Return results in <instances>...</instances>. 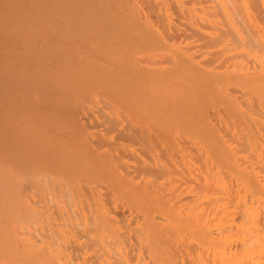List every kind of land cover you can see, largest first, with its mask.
<instances>
[{"label":"bare ground","instance_id":"1","mask_svg":"<svg viewBox=\"0 0 264 264\" xmlns=\"http://www.w3.org/2000/svg\"><path fill=\"white\" fill-rule=\"evenodd\" d=\"M132 1L137 2L136 0H132ZM132 1H131V3H129L130 1L128 2V0H0V103H1L0 104L1 105L0 106V119H1V122L0 123L2 125H4L5 123H8V120H11L12 117L13 118L14 117L17 118V120L19 121V125L17 126V128L19 130H21V131H25L24 132L25 133L24 134L25 136H23V134H22L21 131H20L21 134L18 133L19 131H17V133L19 135H22L20 137H23V141H24L25 140L24 137L27 138V136L30 135L32 133V131H34L35 129L37 131L38 128H40L42 126V125L40 127L36 126L38 123L37 124L35 123L34 125H30L29 126L28 123H30L31 121H29V120H28L29 122L27 121V118L30 117V114L34 112L33 109H35L38 105L40 106L41 103H45V104L46 103H48V104L50 103V104H52V109H57V108L61 107L60 104H62L65 100L70 99L71 101L68 102V103H71V105H70V109H71L70 113H71V115H75V113L77 112L78 108L80 107L79 106L78 99H82L83 98V97L81 98L82 95H86L87 94V96H88V95H90L89 94L90 92H93V91L97 90V91H100L101 93H104V94H107V95H110L111 94V96H112V94H113L115 96V98L117 97L118 99H121L123 102L124 101L126 102L128 100L127 102L130 103V102H134L136 100L135 98H136V94L137 93H135V92H138V91L141 90L140 88L138 90L137 89V86L139 87L140 84L141 85H145L146 84V86L147 85L148 86L150 85L149 86L150 88L147 89L148 86L146 87L145 90L147 92L145 91L146 92L145 94H144V91H142L140 93H141V96L143 95L142 97H145V99H144L145 101L144 102H146V103L143 106V108H145V110H146V107L148 109H149V107H152V108H150L152 110H149L148 111L150 114L146 111L148 113V114L147 113L146 114L149 115L148 118L155 119L156 117L161 116L160 117L161 118L160 121L154 122L153 125L155 127H157V128L163 129V131H164V130H166V128H170L169 125L171 124L173 128L174 127L175 128H179L178 130H180V132L182 134H184L185 136H188V139H190V138L193 139V140H191V143L193 144V146H192L193 148L192 149L197 152L196 159L199 156L200 158L198 157L199 158L198 160H202L203 156H201V152H203V154H204V163L203 164L209 165V166H211L213 164V166L216 168V170H214V167L213 166H211V167H213V169L212 168L210 169L208 167L209 173L212 172V170H214L217 173L216 177H214V178H217L216 180H213L211 178H208V179H211V180H213L215 182V185H213L212 187H214V186L216 188L218 187L217 188L218 190L214 187L217 190L216 193H221L222 194L223 192H221V191H223V189H224V187L222 186L223 182H220L221 181L220 180L221 179V177H220L221 172H222L221 175H223V173H227L228 175H230L233 178H235L237 181L239 180L240 182H237V183L234 182V183H235V185H237V187H238V183H239V185H241V189L242 190L241 189L240 190L242 192H244L243 194L241 193L243 196H238L237 195L238 194V191L236 192V189H235L236 187L234 186V184L232 183V181H231V183H229V180H231L232 178L230 176H228L231 179H228L227 180V177H226V181H228V184H233L234 189H235V191H234V189L230 188L232 186L231 185L230 186L228 185L229 186V189H232L233 192H235V194H234L235 196H230V197H232V199L233 198L236 199V201L234 202V201L229 200L230 198L227 197V196L224 197V198L225 199L227 198V200L229 202L230 201L231 202H234L236 205L233 204L232 207L235 206L234 207L235 209H238L239 206H240V208L242 207V209L239 208V210H237V211H235V209H234V211L232 212L230 210H227L228 209V206L227 205H224L223 204L224 202H221L222 204H219L217 207H216V204L214 203V205L212 204V209H213L214 206L216 208L214 207L215 208L213 210L214 212L212 211V213H211L212 215L210 217L207 216V214H208V211H207L208 208L207 207H206L207 209L205 208L206 211H207V214L202 210L203 209V208H201L202 205H201V207H199L200 206V203L199 202H201V201L198 202L199 204L195 202L196 204H191V206H190V204L184 205V202L185 201L182 202V204L180 202L181 205H179L176 208H173L172 209L171 206H170V202L167 203V201H166V203L165 202L158 203L157 197H156V199L153 198V197H151L152 194L149 193V192L148 193L151 196H149V194L147 195L145 193H139L138 192L139 194H136L135 192H133L130 189V185L128 183V182L132 183L131 182V179L132 178L130 179V177H129L128 182H127V180L124 179V177L122 178L121 176L123 175V173H122V175H120L121 174L120 172L117 173L118 171L117 172L115 171V169L117 168L116 167L117 165L114 166V163L115 162L112 163L113 161L112 160L110 161V158H109L110 156L108 157L109 158V160H108L107 158L105 159V156L104 155H100V156L92 155L91 151L88 149V147L85 145V143L83 141H82V143L81 142H78V141H76V142L75 141H72L71 142L72 145H70V146H73V143L75 142V146H73V147L74 148L75 147L77 148L75 150V152L78 153V154H76L77 161L75 159L74 160L80 166V169L78 171L76 169L77 172L75 171L76 173H74L75 175H73V176H75L78 179V181H81V180L82 181H87V180H89V181H96V182L100 181L99 183L105 182V184L103 185V186H105V190H106V185L109 186L111 189H113L114 191H116L120 195L119 198L122 197V198L127 199L128 200V203L131 204V206L133 208H132V210H130L128 208L129 207L131 208V206H128L127 205V208L126 209H128V210L125 209V211H124L122 209L123 208L122 207L121 208L123 210L122 211L121 209L118 210V209H116L114 207L116 210L114 208H113L112 211L110 210V213L111 212L113 213V214L111 213V215H110V213H108L109 212L108 211L109 209L108 210L106 209L108 211V212H106L105 209H103L102 206H100V208L96 207L97 209L95 208L94 209L95 211H92L94 213H91V215L92 214H94V215H92V216L90 215L92 219L90 217H88V222H86V218L81 217V215L83 213V209L81 207V202H79V204H80L79 206L80 207L79 206L77 207L75 205V203H74L75 200L73 201L74 194H75V197H77V195H76L77 193L76 192H77V190H80V189H78L79 187L77 188L76 185L74 186L71 183L72 184L71 185V188L70 187L69 188L66 187L64 189V193H65L64 196H65V198L67 197L68 199H72L71 201L73 202V207L72 208L70 207L71 208L70 211H69L70 213L68 214V212L66 211V209H64L65 207H62L61 204L59 206L57 205L58 206L57 213L59 214V218H57V219H59V220L61 219L62 222L59 221V223L61 222L60 223L61 225L62 224L65 225V226L62 225L63 227H66L67 226L69 228V233H70V231H71V233L73 231L75 238L72 239V235L73 234L67 235V236H62V237H64L66 239V241L62 240L63 239L62 238L61 241L58 242L59 239L56 238V235L57 234H55L54 237L58 240L56 242L59 244V247L61 246L60 243L63 244L62 246L65 248V249L63 248V250H66L67 248H69L70 252H73V253H75V251L76 252L77 251L79 252L82 248L85 247V245H87V244L84 245V243L80 242L81 241V240L79 241L80 238H83V239H85V241H89V242H90V240H92L97 245L99 244V247H100V249H102V251L101 250L98 251L97 249H95L96 251H93V253L88 254L87 256L84 255L83 257H81L80 258V261L78 263L76 262L77 264H86L87 262H89L90 264H113V263L116 262L115 264H117V261H118L119 264H131L133 262H134L133 264H259L258 261H253L252 260V257L250 256V253H256L257 252L256 255H259L260 254V253H258V250L259 249L256 252H254L252 250V248H253L252 246H254L255 245L254 243H257L256 241L258 240V237H257L258 234H256L258 231H255V230L261 229V232H262V229H264V212H263V220H262L263 222H260L261 225L259 227L258 226V219H259V216H258L259 214L258 213L259 212H258V209H257L259 203L262 204V207L264 208V174L262 173L263 177H261V174L258 173V175L260 174V177H259L254 172L256 170L258 172V169L257 168H259V170H263L264 169V167H263L264 164L263 165L261 164V163H263L262 162L263 159L261 160L260 157H259V153L260 152L259 153H256L257 150L258 151H260V150L262 151V148L260 150L259 149H255V146H253V145H255L254 144V140L253 141H251V140L249 141L248 138H246L247 131H250V130L246 128V127H248V125L245 124L246 122H244V120L247 119L251 123L252 122L254 123V121H252L250 119L252 117L249 118L248 116H246L245 113H243L245 110H243V112H242L239 109V107H238L239 104H237L239 102H234V101H232L230 99L232 97L231 94H230L231 95L230 98L225 97V95L226 96L227 95L229 96V93L231 91L228 93L227 90H226L227 94L218 96L220 99L221 98L222 99L227 98L228 101L231 100V102H233V103H231L230 101L228 102L225 99L223 100V102L226 101L227 104H225L226 102L225 103L222 102L225 105L224 113L225 114L227 113L226 116H227V119L228 120L227 119L226 120L227 121H230V123L232 125L231 126L232 131L228 130L229 128L227 130H228V132L230 131L229 133L231 134L230 136H231L232 140L234 138L233 137V134L238 133L237 134L238 137L235 138L236 142L238 143L237 145H239L243 149V150H240V151L243 152V151L246 150L247 153H248V155L249 156H252L251 157L252 159L254 158L255 161H253V163H255V165L254 164L252 165L250 163V161H247V160L243 159L242 157L237 156V154H238L237 151H239V150H237L238 147L235 149V148H232L230 146V144H228L227 142L225 143V141L229 139V137H230L229 135H228V139L226 138V140L225 139L223 140V138L220 137V135H219L220 132L218 131L219 132L218 133L216 131V129H218V128H215L216 127L215 125H217V124H215V123H214L215 125L213 124V122H215L216 120L214 118H212V119H214V121H212V124L214 126L211 125V123L208 120V119H210L209 118V114L207 115L206 114V110H204L205 111L204 112L202 110V108H201L204 105L203 104L204 102L202 103L200 101H203L204 99L207 98V96L205 98V95L209 91L206 90V87H209L210 84H212V86H214L216 83H218V84H221V89L222 90L219 88L220 86L217 88L219 90H217V89H214V90H217L216 92L219 91L218 92L219 94L224 93V90L228 88L229 90H232V91H234L236 93L239 91L240 94L247 95L246 97H248L250 100H253V101L255 100L256 103L258 102V103H260V105L263 104L264 103V57L262 56V58H260V57L258 58V56H257V59L249 58V60L252 59V60L255 61V65L252 64L254 62L251 63L249 61L251 63L250 64V67H249L248 66L249 64H247L249 62H246L245 64H247V66L244 69H242L241 66L239 67V65H238V67H236V65L235 66L234 65H230L231 67L234 66V68L230 69V67L228 68V64H227V69H229V70H227V72H229V73L228 74L226 73V74L228 75V77L223 72V68L224 67H221L222 69L220 68L222 70V71L221 70L220 71L223 72V74H225V76H226V77H224L223 74L218 73L217 67H216V70H217V75L216 76H212L211 75L212 73L209 72V71L207 72L209 74L208 75L206 72H204V70L203 71L199 70L198 69L199 68L198 67L199 66L198 64L193 63L191 58H189V60H188V57H187V54L188 53L185 52L186 54H182V53H184V50L183 51L181 50L182 53L178 50L181 53L180 55H186V59H183L182 57H181V59L180 58H177V60L179 61V62H177L175 60L176 59L175 58L174 59L175 60L174 63H176V62L177 63L174 64V66L171 63V65L175 69H173V71L171 70L172 72L170 71L167 75L164 73V75H163L164 77H161V76H152V75H154L153 74L154 72L150 68L149 69L151 71H149L148 68H147L148 71H145V70L144 71H141L139 69L140 67L139 68L137 67L139 64H137V66H136V63H135L136 61L134 59L137 58V57H133V53H131V51L132 52H137L138 51V49L140 48L139 47L140 39L141 40L143 39L142 42L145 44V47L148 46V43H149V47H150V43L151 42L154 43V44H157L158 46H159V44H163L164 42H163V39H162V42L160 41L161 43H159V41H158L157 38H156L157 39L156 41L158 43H156V41L154 42V40L152 39V34H155L157 31H153L154 30V28H153V30H152L153 32L151 34L150 28L151 27H154V26H151V24H150L151 22H148L150 24V26H149V24H145L144 23L146 20H144L143 22H141L142 20L140 21V18H139L140 14L137 15V12H139V11H135V9L136 10L137 9L139 10V8H138V6L135 7L136 5ZM162 1L163 0H161V2ZM192 1H194V0H192ZM214 1H216V0H214ZM230 1H232L231 3H233V8H234V5H235V7L238 10L239 9L238 7H241L242 6L245 9V11H246V6H247L246 4L247 3L245 4V2H243V0H242V2H239V4H241V5H237L236 4L237 3L236 1H238V0H236V1L235 0H230ZM186 2H187V0H186ZM247 2H249V1H247ZM251 2H249L250 3L249 6H250V8L251 7L253 8L254 4L252 3L253 4V6H252L251 5ZM256 2H257V0H255V3ZM133 3H134V5H133ZM164 3H167V1H165ZM196 3H197V0H196ZM131 4L133 5V7H132ZM147 4H149V3H147ZM197 4H199V2ZM215 4L218 5L217 2ZM225 4L227 6V3H225ZM257 4H259V3H256V5ZM156 5H159V4L156 3ZM154 6L155 5H153V7ZM255 6H254V11L255 12L257 10L261 9V8L255 9ZM259 6H260V4H259ZM259 6L257 5L256 8L259 7ZM211 7H213V6H211ZM154 8H156V7H154ZM174 9H175V7H174ZM202 9L203 10H201V11H204V8H202ZM206 9H208V8H206ZM227 10H228V8H227ZM233 10H235V12H233V13H236L237 10L235 8ZM219 11L221 12L220 9H219ZM249 11H251V10H249ZM249 11H247V12L249 13ZM163 12H165V11H163ZM210 12L212 13V11H209V14H210ZM239 12H240V16L245 13V12H243V14H241V10H239ZM156 13H154V14H156ZM205 13L206 12H204V14ZM237 13L235 15H238V17H239V14H237ZM252 13L250 15H253L254 14V13L253 14ZM209 14H205V15H208V18H209ZM178 15H181V14L178 13ZM185 15H187V14L185 13ZM221 15L223 16V13ZM229 15H230V13H229ZM246 15L248 17V14L247 13H246ZM257 15H263V14L261 13V14H257ZM213 16H215V15H213ZM255 16H256V14H255ZM157 17H155V18H157ZM243 17L241 16L240 19L243 18ZM258 18H260V17L258 16ZM262 18H263V16H262ZM163 19H164V17H163ZM223 19H225V18L223 17ZM244 19L245 18H243V20L241 19V22L239 21L241 23V24H239V26L240 25H243V27L246 26L245 27L246 33L249 34L250 37H252V39L254 41L253 43H258V46H257V44L255 46H257V47L261 46L260 48L262 50L261 49L260 50L261 51H264V49H263L264 46L262 48V45H264V41H263V39H261L259 32L256 29L253 28L255 25H253V27L252 26L247 27V23H245L247 20H244ZM248 19H250V18L248 17ZM260 19H259V23H262V22L264 23V21L261 22V20H264V19H261V20ZM187 20H189V19H187ZM213 21H214V19H213ZM232 21H233V19H232ZM242 21H245V22H242ZM178 22H179V20H178ZM250 22L248 23L249 25L252 24ZM189 23H190V21H189ZM206 23H208V20L206 21ZM225 23H228V22L225 20ZM242 23H244V24H242ZM255 23L253 22V24H255ZM173 24H175V23H173ZM198 24H199V22H198ZM200 24L204 25L203 23H200ZM208 25H209V23H208ZM213 25H215V24H213ZM258 25L259 24L257 22L256 26L258 27ZM183 26H186V24L183 25ZM205 26H204V28H205ZM220 26H222V25H220ZM227 26H229V24ZM206 27H208V26H206ZM243 27H241L240 30H242ZM163 28H162V30H164ZM217 28H220V27L219 26L218 27L216 26V28L214 29V28H212V25H211V28L210 29L217 31ZM221 28H222L221 30L224 32L225 31V30H223L224 27H221ZM260 28H259V31H260ZM263 28H264V26H263ZM192 29H193L192 31H195L194 28H192ZM169 30H170V28H169ZM232 30H234V29L233 28L230 29L229 27L227 29V31L229 32V34H231L232 37L237 40V38H236L237 34L234 33L235 31L233 32ZM166 31H168V29ZM227 31H226V34L225 35H228L227 34ZM159 32L160 31L158 29V33ZM185 32L183 31V33H185ZM217 32H216V35H217ZM223 32H221V35H220V38H222V39H223V37H222V33ZM158 33H156V36L155 37L158 36V38H159V36H161V35H158ZM192 33H194V32H192ZM192 33H191V35H193ZM262 33L264 35L263 30L261 32V36H262ZM162 35H165V32ZM178 35L180 37L182 34L180 35V33H179ZM200 35H202V37L206 36V35H203V34H200ZM212 35H211V38L209 37L210 40L212 39ZM165 36H162V37L164 38ZM173 36L170 34V37H173ZM217 36L219 37V35H217ZM183 37H181V38H183ZM194 37H195V34H194ZM174 38L175 37H173V39ZM192 38H193V36H192ZM209 38H206V39H208L207 40L208 42L210 41ZM216 38H214V40L213 39L212 40H213V42H216L218 44V40L219 39L216 40ZM240 38H242L244 40V38L242 36ZM254 38H256L258 42H256ZM177 39L179 40V38H177ZM160 40H161V37H160ZM228 40H229V38H228ZM169 41H171V40L169 39ZM175 41H176V39H175ZM196 41H197V39H196ZM202 41H201V43H202ZM222 41L224 42V40H222ZM237 41H238V43H239V45L241 47V45H242L243 42L240 43L239 42V39ZM237 41L235 42L234 46L235 45L237 46V44H236ZM245 41H246V37H245L244 42ZM247 41L249 43H251L252 40L250 39V41L249 40H247ZM204 42H206V41H204ZM208 42H207V46L209 45ZM226 42L221 43V44L225 45ZM248 42H246V43L249 46L250 44ZM143 43H141V44H143ZM152 43H151V45H153ZM178 43H180V42H178ZM194 43H196V42H194ZM209 43L212 44V41L209 42ZM232 43H234V40L233 39H232ZM164 44L166 45V41H165ZM170 44H172V43H170ZM174 44H172V45H174ZM180 44L181 45H185L186 44V46H187V43H185V44L180 43ZM203 44H205V43H203ZM226 44L227 45L229 44L231 46V44L229 43V41ZM243 44H245V43H243ZM168 45L169 44H167L166 46H168ZM181 45H180L181 48L185 47V46H181ZM252 45L254 46V44H252ZM154 46H156V45H154ZM154 46L153 47L151 46V50H150L149 47H146V49L148 48V50H149L148 52H147V50L144 49V47L142 49H144L145 52H147L148 55L150 56V54H149L150 52L152 54L153 51H155V50L157 51L158 50L157 49L158 47L156 46V48H155ZM166 46L161 47V45H160L161 48H164ZM171 46L169 45V47L172 48V50H173L174 47H171ZM192 46H194V45H192ZM204 46H206V45H203V47ZM213 46L215 48L216 45H212V47ZM253 46H252V49H253ZM169 47H167V48H169ZM206 47H205V49H206ZM238 47L239 46H237V48ZM177 48H179V47H177ZM177 48L174 49L175 50L174 52H178V51H176ZM136 49H137V51H136ZM142 49H141V51H143L142 52V54H143L144 53V50H142ZM183 49L186 50V48H183ZM231 49L233 50V48H231ZM161 50L160 51H157V52H163L164 49H161ZM172 50H171V52H173ZM192 50H193V47H192ZM141 51L139 49V51L137 53H140ZM167 51H165V52L167 53ZM188 51H189V49H188ZM196 51H198V50H196ZM220 51H221V49L215 51L214 52V55L215 54L217 56H218V54L220 55V53H221ZM222 51L224 52V51H229V50L222 49ZM240 51H241V49H240ZM157 52L155 53V55L158 54ZM217 52H218V54H217ZM239 52H238V55H239ZM251 52H252V50H251ZM211 53L209 54V51H208L207 54L211 56ZM192 54H194L193 57L196 56L195 53H192ZM235 54H237V53H235ZM235 54L233 53V55H235ZM243 54H244V52H243ZM136 55L137 54L135 53V56ZM161 55H162V53H161ZM212 55H213V53H212ZM231 55H230V57H231ZM238 55H236V56H238ZM241 55H242V53L240 54L239 57H241ZM142 56H144V54ZM146 56H147V54L145 53V58L147 59L148 57H146ZM152 56H154V52H153ZM163 56H164V54H163ZM176 56H177V53H176L175 57ZM159 57H161V56H159ZM199 57H200V55H199ZM215 57H213V58H212V56L209 57L208 59H212V61L209 60L208 63L209 62H212L214 64L213 59ZM239 57H237V58H239ZM247 57H248V55H247ZM150 58H151V56H150ZM163 58H165V57H163ZM234 58H236V57H234ZM160 59H162V58H160ZM194 59H198V58H194ZM138 60L139 61L141 60L140 57H139ZM201 60H203V59H201ZM205 60L207 61V59H205ZM205 60H203V61L205 62ZM149 61H148V63H149ZM198 61H200V60H198ZM235 61L237 62L236 59H235ZM240 61L241 60L239 59V62H237L236 64L240 63ZM158 62H162V61H160L158 59ZM164 62L162 64H160V67L158 66L159 63H158L157 66L159 68H161V66L163 67ZM205 63H207V62H205ZM205 63H203V64H205ZM208 63L206 64V69H207V66L209 67V65H210V63L209 64ZM212 63H211V65H212ZM143 64H144V61H143ZM165 64H166V62H165ZM203 64H202V66H203ZM140 65H142V64H140ZM154 65H153V67H154ZM219 65H221V64H219ZM145 66L142 65V68L145 67ZM147 66H149V65H147ZM151 66L152 65H150V67ZM222 66H224V64ZM169 67H171L170 64H169ZM218 67H220V66H218ZM154 68H157V67H154ZM157 69H154V70H157ZM162 69H160L159 72H161ZM167 70H168V68H167ZM216 70L214 71L215 73H216ZM224 71H225V68H224ZM170 75H172V76L170 77ZM110 77H112L114 79L111 80ZM174 77H176V79ZM214 82H216V83L213 84ZM125 85H128L127 87L130 86L129 89H127ZM141 85H140V87H141ZM65 86H66V88L69 86V88L68 89H64L63 87H65ZM131 87L133 88V90H130ZM143 88H144V86H143ZM78 90L80 91V93L78 92ZM125 90H127V91L125 92ZM76 91L79 93V94L77 93L78 94V97L75 96L76 93L74 94V92H76ZM128 91H129V93H128ZM214 95H215V93H214ZM243 95H241V97ZM187 96H189V97H187ZM212 96L213 95H211L210 97H212ZM156 97L159 98V100H161V101L163 99H167V100L168 99H175L174 100L175 102H172L173 103L172 104L173 106H171L173 108H170L169 107L170 110H169V108L168 109L160 108V106L158 104H160L161 101H159L160 103H158L157 102L158 100L156 99ZM210 97L207 98L206 101H208V102L212 101L213 102V100H210ZM239 99H238V101H239ZM5 100H6V102H5ZM88 100H89V98H88ZM121 100H119V101H121ZM2 101L4 103H7V104L2 105ZM240 101L241 102L242 101L244 102V98H243V100H240ZM208 102H207V104L210 105ZM243 102L241 104L242 105L244 104V106H245V103H243ZM154 103H156V104H154ZM214 103H211V104L213 105ZM222 103L219 104V105H217V106H220V105L223 106ZM251 103H252V101H251ZM64 104H62V105L64 106ZM151 104H153V106ZM65 105H67V104H65ZM148 105H151V106H148ZM154 105H155V107H154ZM141 106H142V104H141ZM249 106L252 108L251 104ZM65 107L66 106H64L63 108H65ZM103 107H105V106H103ZM99 108H101V107H99ZM208 108L209 109L206 108L208 111L209 110H212L211 107H208ZM203 109H205V108H203ZM221 109H223V108H221ZM60 110H62V107H61ZM145 110L142 111V116H144L143 112H145ZM255 110H253V111L256 112V115H258L257 113H259L258 112L259 109H257L256 111ZM55 111H53V112H55ZM225 111H227V112H225ZM50 112H52V111H50ZM137 112H139V111H137ZM213 112L218 113L219 111L217 112V110L216 111L214 110ZM245 112L247 113L248 111H245ZM263 113L264 112H262V114ZM262 114H261V112L259 113V115H262ZM16 115L19 116V117H17ZM46 115L49 116L48 114H46ZM102 115H103V113H102ZM137 115H138V113H137ZM228 115H230V116H228ZM248 115H249V113H248ZM139 116L141 117V115H139ZM226 116H225V118H226ZM145 117H146V115H145ZM211 117H212V115H211ZM213 117H215V116H213ZM218 117H220V116H218ZM222 117L223 116H221V118ZM82 118H85V116H83ZM256 118H257V116H256ZM263 118H264V114H263ZM102 119H103V117H102ZM253 119H254V116H253ZM4 120H6L7 122L4 121ZM13 120H16V119H13ZM112 120H114V119H112ZM2 121H4V122H2ZM18 121H16V122L13 121V124L12 125L14 126V122L17 124ZM110 121H111V119H110ZM255 121L257 123V125L254 124L255 127L258 126V123L259 122L260 123L264 122V120L259 121L258 119L255 120ZM11 122H12V120H11ZM11 122L9 121L10 124H11ZM111 122H114V121H111ZM221 122H222V120H221ZM223 122H225V121L223 120ZM9 123L7 124L9 126L4 125V127H6V126L8 128L10 127L9 129H6V128L4 129L2 127V125L0 124L1 125L0 127L2 128L3 131L4 130L5 131L7 130L6 133H5V131L4 132L3 131L0 132V139L3 142V143L0 142V144L2 143L1 144L2 146L0 145L1 146L0 149L2 148L4 150L3 147L5 145L7 146V144H8L7 148L8 147L9 148L10 147L11 148L13 147L12 149H16L15 146H17V145H19V146L22 145V148H23V145L24 144L26 146H29V145L26 144L28 141H24L25 143L22 141V143H24V144H21V142L19 141V138H18L19 137L18 134L12 132V131H15L16 132V130H17L16 126L14 127V129H16V130H12L13 127H11V125ZM32 123H34V122H32ZM251 123H249V124H251ZM99 124H101V122ZM128 124H129V122H128ZM219 124H220V122H219ZM85 125H87V124H85ZM104 125L105 124H103V126ZM223 125H224V123H223ZM223 125H222V127H223ZM259 125H260L259 128L262 131L263 130L262 128L264 126L261 125V124H259ZM78 126L81 127V124H79ZM218 126L220 128V125H218ZM261 126H262V128H261ZM112 127H114V125ZM234 127H236L237 131H235V128ZM249 127H250V125H249ZM82 128H83V125H82L81 129ZM132 128H134V126ZM252 128H254V127H252ZM41 129H43V128H41ZM41 129H40V131H42ZM67 129H70V128H67ZM75 129H77V128H75ZM107 129H109V128H107ZM54 130L56 131L58 129H54ZM227 130H226V133H227ZM8 131H10V132L8 133ZM108 131H110V130H108ZM254 131L257 132L259 130L257 129V131H256L255 128H254ZM106 132H107V130H106ZM114 132H115V130H114ZM4 133H5V135L7 133L9 135H10V133H13L15 135L17 134V136H15V135H10L9 136L7 134V137L10 138L9 139L7 137H4L5 136ZM48 133H49V131H48ZM221 133L223 134L224 132H221ZM251 133L253 135L252 130H251ZM1 135H3L2 136L3 139L1 138ZM47 135L48 134H46V137L49 136V135L48 136ZM11 136L12 137L13 136L16 137L18 140L15 139L14 137H13L14 139H12ZM127 136H130V135H127ZM139 136H140V132H139ZM223 136H225V135L223 134ZM255 136L256 135H254L253 137H255ZM29 137H31V135ZM133 137H135V136H133ZM183 137L184 136H182V138ZM259 137H261V135H259ZM6 138H7V140H10V141H11V139L13 141H15V140L16 141L13 142L12 144H11L10 141H9L10 143L9 142L6 143V142H4L6 140ZM139 138H141V137H139ZM172 138H171V140H172ZM176 138H178V136H176ZM231 138H230V140H231ZM46 139H49V138H46ZM130 139H132V138H130ZM183 139L187 140L186 138H183ZM253 139L256 140L257 138H253ZM260 139H263V137L260 138ZM20 140H22V138H20ZM69 140H70V138H69ZM78 140H79V138H78ZM180 140L181 139H179V141ZM185 140H183V141H185ZM174 141H175V139L173 141H171V143L172 142L173 143H176L177 142V141L176 142H174ZM256 141H258V139ZM262 141L264 142V140H262ZM43 142H44V145H46L45 144L46 140L43 141ZM188 142H190V140ZM228 142H230V141H228ZM69 143H70V141H69ZM183 143L180 142V144H182V145H183ZM232 143H233V141H232ZM3 144H4V146H3ZM9 144L11 146H9ZM66 144H67V142L65 143V145ZM180 144H179V146H180ZM185 144H184V149H185V147L187 148L190 145L189 143H188L189 144L188 146H186ZM67 145H69V144H67ZM26 146H24V147H26ZM146 146H148V144ZM234 146H235V144L233 145V147ZM258 146H259V144H258ZM260 146L262 147L263 145L260 144ZM176 147H177V149L180 148V147L178 148V146H176ZM176 147H174V149L172 147V149L175 150ZM189 147L187 149L190 150ZM7 148H5V150H10L11 151V149H7ZM22 148L21 149L19 148V150H18V154L19 155H20V152L23 151V149H25V148H23V149ZM263 148H264V146H263ZM166 149H168V148H165L164 150L165 151H168ZM3 150L2 151L0 150V152H2V154H4L3 153ZM25 150H27V149H25ZM30 150H31V148L29 149V151ZM182 150H180V151H182ZM41 151H42V149H41ZM47 151L49 152V150H47ZM180 151H177V152H179L180 154H182ZM183 151H185V150H183ZM177 152L175 150L174 153L176 154ZM187 152L189 153L190 151H187L186 150V155H187ZM236 152H237V154H236ZM12 153H14L13 154L14 155L13 156V159L11 160L12 161V164L15 163V162L16 163L18 162L17 165L16 164H13V165H16L17 167L19 166V169L21 170L22 167L26 165L25 163H22L21 164V162H24V161H21V159H23L22 157L24 156V154H21L22 157L19 158V156H17L18 154L16 152L11 151L10 154L12 155ZM23 153H25V152H23ZM26 153H28V151H26ZM129 153L130 154H133L131 152H129ZM254 153H256V155ZM262 153H263V151H262ZM5 154L8 155L7 152H5ZM41 154H43V153H41ZM45 154H46V152H45ZM0 155H1V153H0ZM7 155H6V157L9 158V159L7 158L8 160L7 159L4 160V156H2V158L4 160V163H5L6 160L9 161L11 159L10 156H7ZM44 155H42V156H44ZM159 155H161V154H159ZM172 155H173V153H172ZM241 155L243 156L242 153H241ZM76 156H74V157H76ZM122 156H123V154H122ZM169 156H170V160H171L172 159L171 158V155H169ZM188 156L189 155H187V157ZM193 156H194V152H193ZM14 157L19 158L20 159L19 160L20 163ZM244 157H245V154H244ZM262 157H264V156H262ZM146 158H148V157H146ZM161 158H162V156H161ZM165 158H166V156H165ZM173 158H174L173 160L175 161V158L176 157H173ZM180 158L183 161H185V153H184V155L182 154L180 156ZM189 158H191V157H188V160H189ZM245 158L247 159V156ZM14 159H16L17 161H14ZM25 159H26V157H25ZM28 159L29 158H27L26 160H28ZM193 159L191 160V162L194 161ZM196 159H195V161H196ZM249 160H250V158H249ZM260 160H261V163H260ZM118 161H119V159H118ZM139 161H140V159L138 161L136 159V162L137 163H139ZM178 161H180V160H178ZM186 161H187V158H186ZM189 161H188V163H189ZM4 163L2 162V164H4ZM186 163H184V164H186ZM194 163H193L194 166H191V167L190 166H187V165H186L187 167L186 166H183V163H180L182 165V166L180 165V167H182V168L185 167L186 170H187V168L190 167L189 169H190V171H192L194 169H197ZM19 164L22 165L21 168H20L21 165H19ZM77 164H76V166H77ZM120 164H122V163H120ZM123 164L124 165H122V166H125L126 163L123 161ZM178 164H179V162H178ZM243 164H245V166L241 167V165H243ZM258 164H261L260 166H262L263 168L262 169H261V167H257V168H254V169L251 168V167L256 166ZM13 165H11L12 166L11 169H13V168H14V170L17 169V167L15 166L16 167L15 168V167H13ZM4 166H5V164H4ZM79 166H78V168H79ZM122 166L120 165V168ZM142 166H143V163H142ZM142 166H141V168H142ZM25 167H27V165ZM137 167H139V166H137ZM147 167L150 168L149 166H147ZM125 168H127V166ZM185 168H184V170H185ZM192 168H194V169H192ZM205 168L204 167H201L202 171H203V169L206 170ZM250 168L253 169V170H255V169L256 170L254 172H252V170H250ZM5 169L1 165V162H0V262H3L5 260H7V259L10 260V258L13 257L15 259L18 258V261L17 262H19V264H20V263H22V261H24V259L28 261L31 258L30 257L31 252H30V254L27 253V252H29L27 250V248H32V246L31 247H28L29 246L28 245L27 248H25L26 245H27L26 244L25 246H21L22 248H19V246L15 243L16 242L15 239H17L20 235L17 237L16 236L17 235V232L15 233L14 230L15 229H28L27 228L28 225H35V224H31V223L34 222L32 220H35V222H36L37 219H35V217H34V215L32 213H31V215H33V216H30V217L28 216V213L27 212L29 211V208L28 209H25L26 208V206H25L26 205V203H25L26 200L24 201V199H23V201H24L23 202L22 201V198L21 199H18L19 196H16L17 189L15 190L13 188L14 185L17 186L19 183H17V185L16 184H12L14 182V181H12V176L9 173L6 174L7 171H4ZM23 169H25V168H23ZM118 169L119 168H117V170ZM150 169L152 170V168H150ZM150 169H148V170L150 171ZM170 169H171L170 171H172V168H170ZM178 169L176 168V170H178ZM201 169H199V170H201ZM26 170H24V171L21 170L20 171V172H25L22 175H24V176L27 175L26 174ZM126 170H128V168ZM186 170H185V172H186ZM199 170H198L197 173L200 172ZM28 171H29V169H28ZM129 171H130V169H129ZM129 171H128V173H129ZM133 171H134V169H133ZM133 171H130V172H133ZM137 171H140L141 174H142V169L137 170ZM152 171L154 172V170H152ZM157 171H158V169L156 170V172ZM168 171H169V169H168ZM3 172H5L6 175H4ZM73 172H74V170H73ZM182 172H179V173H182ZM203 172L206 173L207 171H203ZM261 172H264V171H261ZM143 173H144V171H143ZM145 173H146V170H145ZM162 173H164V172H162ZM191 173H193V171ZM191 173L190 174H189V172L187 173L189 175L188 176L189 179H190ZM130 174H132V173H130ZM156 174L157 173H155V175ZM193 174L195 175L196 172L193 173ZM227 174H225V175L227 176ZM33 175L34 176L41 177V176H44L45 174H42L40 172L39 173L36 172ZM158 175H160V174L158 173ZM178 175H180V174H178ZM199 175H195V176L196 177H199ZM210 176H212L211 173L209 174V177ZM160 177H161V175H160ZM188 177H186V178H188ZM192 177L193 176H191V180L194 181V178L192 179ZM125 178H127V177H125ZM134 178H137V177H134ZM203 178H205L204 174H203L202 179ZM144 179H145V177H144ZM189 179H187V180H189ZM202 179H200V177L198 178V180H200V181ZM235 179H234V181H235ZM36 180L37 181H36V186L35 187H37V189H38L37 182H38V184H40L41 183V180H38V179H36ZM46 180H47V178H46ZM141 180H143V179H141ZM154 180H155V178H154ZM160 180H161V178H160ZM39 181H40V183H39ZM156 181L157 180H155V182ZM178 181H180V179ZM181 182H182V180H181ZM194 182H192V183H194ZM196 182H197V180H196ZM102 183H101V185H102ZM147 183H146V185H147ZM149 183H150V181H149ZM176 183H177V181H176ZM187 183H188V181H187ZM189 183H190V181H189ZM49 184H51V183H49ZM76 184H79L78 186L81 185L78 182ZM167 184H168V182H167ZM169 184H170L169 185V187H170L171 186V183L169 182ZM197 184H198V182H197ZM201 184H202V181H201ZM212 184H210V182H209V188H211L210 185H212ZM224 184H227V182L224 183ZM19 185H18V187H19ZM198 185H200V184H198ZM205 185H206V182H205ZM44 186L45 185L42 184L40 186V189L44 188ZM46 186H48V184ZM137 186L138 185L136 184L135 187H137ZM175 186H177V185L175 184V181H174V186L172 188L173 189L172 191H174L175 189H177V187L179 185L177 187H175ZM200 186H198V188ZM203 186L204 185H202V187ZM159 187H160V185H159ZM205 187H207V186H205ZM110 188H109V190H110ZM191 188L193 189L194 187H191ZM209 188H205V189L203 188L204 190L203 189H200L199 190L200 191V196H201L202 192H203V194H205L204 191L210 192L209 191ZM19 189H20V187H19ZM138 189L139 188L137 187V190ZM161 189H158V190H161ZM169 189H171V187ZM186 189H185V191H186L185 193L186 194L187 193L190 194V192H192V193H194L196 195L199 194V192L197 194L196 192L191 191V189H189V190L188 189L186 190ZM229 189H226V190L228 191ZM14 190L16 191V193L14 192ZM155 190H157V189H155ZM193 190H195V189H193ZM37 191H39V190H37ZM161 191H159V195H160V192ZM177 191H179V190L177 189ZM177 191H175V192L177 193ZM188 191H190V192H188ZM218 191H220V192H218ZM13 192H14L15 196L13 195ZM34 192H36V190ZM39 192H38V194L40 195L41 193H39ZM111 192L113 193V191H111ZM168 192H164L165 195H167L166 193H168ZM61 193L62 192H60V194ZM214 193H215V191H214ZM214 193H212V194H214ZM50 194H51V192H50ZM79 194L81 195V192L80 191H78V195ZM113 194H115V193H113ZM161 194H163V193H161ZM224 194H226V192ZM47 195H49V194H47ZM165 195H164V198H165ZM176 195L177 194H175L174 197H176ZM180 195L178 194L177 197H179ZM196 195H193L192 197H190L191 196V194H190L188 197L186 196L185 199L184 198L183 199L184 200H187L188 199V202H189V197H190L191 198L190 201H194L193 199H194V196H196ZM42 196H44V194H42ZM205 196L206 195H204V197ZM219 196H220V194H219ZM221 196H223V195H221ZM80 197H82V196H80ZM213 197L211 195V199ZM247 197L249 198L248 201L246 200ZM44 198H45V196H44ZM199 198H198V200H199ZM224 198L222 199L223 201H224ZM241 198L243 200L242 202H240V199ZM42 199H43V197H42ZM68 199H67V202H69ZM167 199H170V198H167ZM183 199H182V201H183ZM211 199H210V201H211ZM219 199H220V197L218 199H215V200L217 201ZM20 200L23 202L22 204H21ZM38 200H40V199H38ZM56 200H57V198H56ZM83 200H82V202H83ZM95 200H97V199L94 198V202H95ZM121 200H123V199H121ZM40 201L43 202V200H40ZM79 201H80V199H79ZM202 201H204V200H202ZM58 202H60V200ZM84 202H87V200L84 201ZM88 202L90 203V200ZM91 202H92V200H91ZM94 202H92V203H94ZM178 202H179V199H178ZM207 202H209V201H207ZM213 202L214 201L212 200V203ZM92 203H91V206H92V208H94L93 206L95 205V203L97 204V202H95L94 205ZM125 203H126V201H125ZM175 203L176 204H179V203H177V200H176ZM210 203H207V204L209 205ZM225 203H226V200H225ZM31 204L33 205L34 203H31ZM50 204H51V202H50ZM98 204H97V206H98ZM104 204L105 205H108L106 203H104ZM201 204H203V203H201ZM205 204H206V202H205ZM32 205H31V207H33ZM62 205H63V203H62ZM87 205L89 206V204H87ZM112 205H113V203H112ZM208 205H206V206H208ZM68 206H70V204ZM50 207H49V209H50ZM209 207L211 209V206H209ZM229 207L232 208L231 207V203L229 204ZM39 208L41 209V207H39ZM80 208L82 209V213L80 212ZM263 208L262 209L260 208L261 211L262 210L264 211ZM32 209L33 208H31V212L33 211ZM43 209H44V207H43ZM86 209H87V207H86ZM90 210H93V209L90 208ZM90 210L88 211L89 214H90ZM211 210H210V212H211ZM51 212L52 211H50V213ZM228 212H230V214ZM33 213H35V210L33 211ZM54 214H55V212H54ZM226 214H229L230 216H227ZM51 215H53V214L51 213ZM64 216H65V218H64ZM71 216L73 217L72 219H71ZM117 216L119 218H117ZM226 216L228 218H226ZM31 217H33L34 219H31ZM261 219H262V217H261ZM89 220L91 221V225H92L91 227L88 226ZM259 221H261V220H259ZM119 223H121V225H119ZM43 224H45V220H44ZM56 226H57V223H56L55 227ZM38 227H40V226H37V228ZM46 228L47 227H45V229ZM92 229H95L96 233L95 232L94 233H91L92 232ZM119 229H130V230H126L125 231L126 232L125 233L126 235H125L124 234V230L121 231ZM225 229H227V231H229V232H230L229 229H233V230L234 229H236V230L237 229H239V230L242 229L241 230V234H240L241 239L238 240V241H242V243L239 244V245H236V246L239 247V248L237 247V249L240 250L241 247H242V250L244 249V252L241 250V255H242L241 257H240V255H238V254L235 253V252H238V250L237 251L235 250V247H234V250L235 251L234 250H231L233 248L232 247L233 240L230 239V237L232 236L231 238H233V235L236 236V234H233V235L231 234L230 236H229V234L226 235V234H224L226 232ZM248 229H252V230L255 229L254 230L255 232L254 231L251 232ZM233 230H231V232ZM51 231H52V229H51ZM66 231L67 230L65 228V232ZM38 232H39V234H38ZM38 232H36V233L38 235H40L42 231H38ZM58 232H62V227H61V231H58ZM235 232L236 233L237 232L239 233V231H234V233ZM262 233L264 235V232H262ZM14 234H16V235L14 236ZM31 234H32V236L34 235L33 233H31ZM43 234L44 233L42 232L41 235H43ZM48 234H49V232L46 235H48ZM50 234H51V232H50ZM60 234L61 235L62 234L64 235L65 233H60ZM60 234H59L58 237H61ZM49 236L51 237V240H52V238L55 239L51 235H49ZM235 236H234V238H236ZM261 236H262V234L260 235V241L262 240L261 239ZM21 238L23 239V237H21ZM227 239L228 240L229 239L232 240L231 241L232 242V245H230L231 244L230 242H229L230 244L226 242ZM234 240H236V239H234ZM17 241H18V239H17ZM238 241H237V243H238ZM260 241H259V244L260 243H264V240H262L263 242L262 241L260 242ZM28 242H30V241H28ZM226 243L229 244V245H226ZM47 244H49V243H47ZM259 244L257 245L258 247H259ZM126 245L128 246V247H126L127 250H130V253L128 252L129 255L125 252V249H126L125 246ZM191 246H192L193 250L188 251V248L189 247L191 248ZM48 247H49V245L46 246V249L47 250H48ZM254 247H255V249H257L256 245ZM15 248H19L20 250L23 249L22 254H20L21 252L18 253V254L16 253L17 255H15V252L13 254L12 250H16ZM259 248L262 250L261 246ZM121 249H123V252H122ZM177 249H178V251H177ZM179 249H181V251H182L181 254L178 253L180 251ZM263 249H264V246H263ZM32 250H33V248H32ZM43 250H45V249H43ZM37 251H35V252H37ZM40 251H42V249ZM203 251H204L205 254H203ZM35 252H34V254H35ZM39 252H38V254H40V255L43 254V253L41 254ZM42 252H44V251H42ZM45 252H47V251H45ZM124 252H125V254H124ZM242 252H243V254H242ZM261 252L264 253L263 250ZM177 253L179 254L178 255V258H177V256L174 255V254L177 255ZM239 253H240V251H239ZM38 254H36V255H38ZM247 254H249V255H247ZM31 255L33 256V259H34L35 257L33 255V253ZM49 255H48V257H49L48 259H51L50 257H53L54 256V255L53 256H49ZM70 255H71V253H70ZM73 255H76V254H72L71 256H73ZM244 255H247L248 257L247 256L245 257ZM256 255H255V257H256ZM260 255H262V254H260ZM43 256H44V254L42 255V258L45 259L46 257H43ZM243 256L246 259L248 258L249 261L248 260L243 261L242 260ZM262 256H260V257H262ZM39 257L41 258V256H39ZM36 258H37V256H36ZM42 258H41V260H43ZM74 258H75V256L73 257V259ZM111 258H113V260ZM52 259H54V257ZM73 259L72 260L70 259V260L73 261ZM253 259H254V257H253ZM263 259H264V256H263ZM48 261H50V260H48ZM48 261H47V263H48ZM53 261H55V259L52 260V263H53ZM34 262H32V263H34ZM89 263H87V264H89Z\"/></svg>","mask_w":264,"mask_h":264},{"label":"rangeland","instance_id":"2","mask_svg":"<svg viewBox=\"0 0 264 264\" xmlns=\"http://www.w3.org/2000/svg\"><path fill=\"white\" fill-rule=\"evenodd\" d=\"M130 1V2H129ZM131 1L132 0H128V2L129 3H131ZM137 2H135V1H132V2H134L135 3V7H137L138 6V8H139V10L137 9H135V11H139V12H137V15H139L140 14V16H139V18H140V21L141 22H143L144 20H146L144 23L145 24H149L148 22H151L150 24H151V26H154V27H151L150 28V30H151V34H152V32L153 31H157L156 33H158V29H159V33H158V35H161V36H159V38H158V36L157 37H155L156 36V33L155 34H152V39L154 40V42L158 39V41H159V43H161L162 42V39H163V42L165 43V41H166V45L167 44H169L170 46L172 45V44H174V45H172L171 47H174L173 48V50H172V48H170L169 47V45L168 46H166L164 43L163 44H159V46L157 45V44H154V43H152L153 45H151V43H150V47H149V43H148V46H146V47H149L150 48V50H151V46L153 47L154 45H156L158 48V50L157 51H160L161 49H164L163 50V52H157L156 50L155 51H153L154 52V56H152V54H153V52H152V54H151V52L149 53L150 54V56H151V58H150V56L148 55V48L146 49V47H145V44L142 42L143 41V39L141 40L140 39V42H139V49H140V51H141V49L144 47V49L145 50H147V52H145V50L144 49H142V50H144V56H142L143 54H142V52L143 51H141L140 53H137L138 51H139V49H138V51H137V49H136V51L137 52H132L131 51V53H133V57H137L138 59H139V57H140V61L137 59V58H135L134 60L136 61H134L135 63H136V66H137V64H139L137 67L141 70V71H148L147 70V68L149 69H151V70H153V74L154 75H152V76H161V77H164L163 75H164V73L167 75L171 70L173 71V69H175L173 66H174V64H176L177 62H179L178 60H177V58H180L181 59V57L183 58V59H186V55H180L181 53H182V51L184 50V53H182V54H186V53H188L187 54V57H188V60H189V58H191L192 59V62L193 63H195V64H198L199 66V70H201V71H203L204 70V72H211L210 74L212 75V76H216L217 75V70H218V73H220V74H223V72L226 74H228L229 72H227V70H229V69H227V64H228V68L230 67V69H232V68H234V66L236 65V67H238V65H239V67L241 66L242 67V69H244L246 66H247V64H249L248 66L250 67V64L252 63V62H254V63H252V64H254L255 65V61L254 60H252L253 58L254 59H257V56H258V58L260 57V58H262V56L264 57V51H261L262 49L260 48L261 46H259V47H257L258 46V43H253L254 41H253V39H252V37H250V35L249 34H247L246 33V30H245V27H243V25H240L239 26V24H241L240 22H241V19L243 20V18H245L244 20H247L246 22L245 21H242V22H245V23H247V27H250V26H252L253 27V25H255L253 28L254 29H256L258 32H259V34H260V37H261V39H263V41H264V35H263V33H262V36H261V32H262V30H263V32H264V28H263V26H264V23L262 22V21H264V20H261V19H264V0H257V2L256 3H259L260 4V6H259V4H257L259 7H257L256 8V3H255V0L253 1V0H243V2H245V4L247 5L246 6V11H245V9L243 8H241V7H238L239 9L237 10V8L235 7V5H234V8L237 10L236 11V13L237 14H239V17H238V15H235L236 13H233V12H235V10H233L234 8H233V3H231L232 1H230V0H216V1H214V0H197V3L199 2V4H197L196 3V0H194V1H192V0H187V2H186V0H163L162 2H161V0H136ZM148 1V2H147ZM165 1H167V3H164ZM192 1V2H191ZM228 1V2H227ZM236 1V0H235ZM247 1H249V2H251V5L253 6V4H254V6H255V9H259V8H261V9H259V10H257L256 12L254 11V6H253V8L251 7L250 8V3L249 2H247ZM260 1V2H259ZM153 2V3H152ZM210 2V3H209ZM217 2V4L218 5H216L215 3ZM237 2V3H236ZM235 3L237 4V5H241V4H239V2H242V0H238V1H236ZM134 3H133V5H134ZM147 3H149V4H147ZM156 3L157 4H159V5H156ZM170 3V4H169ZM206 3V4H205ZM225 3H227V6H226V4ZM253 3V4H252ZM152 4V5H151ZM194 6H193V5ZM203 4V5H202ZM206 6H205V5ZM230 4V5H229ZM132 5V4H131ZM133 5H132V7H133ZM153 5H155L154 7H156V8H154L153 7ZM202 5V6H201ZM224 7H223V6ZM232 5V6H231ZM200 6V7H199ZM211 6H213V7H210ZM134 7V8H135ZM151 9H150V8ZM158 7V8H157ZM173 7V8H172ZM174 7H175V9H174ZM216 7V8H215ZM220 7V8H219ZM228 8V10H227V8ZM150 10H149V9ZM153 8V9H152ZM197 8V9H196ZM199 8V9H198ZM201 8V9H200ZM202 8H204V11H201V10H203ZM206 8H208V9H206ZM214 8V9H213ZM218 8V9H217ZM241 8V9H240ZM166 9V10H165ZM219 9L221 10V12L219 11ZM253 9V10H252ZM157 10V11H156ZM218 10V11H217ZM239 10H241V14H243V12H245L243 15H241L243 18H241L240 19V12H239ZM243 10V11H242ZM249 10H251V11H249ZM263 12H262V11ZM153 11V12H152ZM163 11H165V12H163ZM186 11V12H185ZM196 11V12H195ZM201 11V12H200ZM209 11H212V13L210 12V14H209ZM247 11H249V13L247 12ZM124 12V11H123ZM157 12V13H156ZM176 12V13H175ZM204 12H206L205 14H209V18H208V15H205L204 14ZM230 13V15H229V13ZM254 14H253V13ZM154 13H156V14H154ZM175 13V14H174ZM178 13L179 14H181V15H178ZM185 13L187 14V15H185ZM194 13V14H193ZM223 13V16L221 15ZM246 13L248 14V17L251 19H248V17H247V15H246ZM253 14V15H250V14ZM263 14V15H257V14ZM159 14V15H158ZM166 14V15H165ZM178 16H177V15ZM215 15V16H213V15ZM218 14V15H217ZM220 14V15H219ZM232 14V15H231ZM255 14H256V16H255ZM151 15V16H150ZM161 15V16H160ZM165 15V16H164ZM183 15V16H182ZM204 15V16H203ZM228 15V16H227ZM159 18H158V17ZM206 16V17H205ZM222 16V17H221ZM233 16V17H232ZM253 18H252V17ZM258 16L261 18H258ZM262 16H263V18H262ZM155 17H157V18H155ZM163 17H164V19H163ZM188 17V18H187ZM205 17V18H204ZM223 17L225 18V19H223ZM231 17V18H230ZM238 17V18H237ZM173 18V19H172ZM176 18V19H175ZM212 20H211V19ZM228 18V19H227ZM236 18V19H235ZM258 18V19H257ZM160 19V20H159ZM166 19V20H165ZM179 20V22H178V20ZM183 19V20H182ZM187 19H189V20H187ZM213 19H214V21H213ZM231 19V20H230ZM232 19H233V21H232ZM240 19V20H239ZM255 19V20H254ZM259 19L261 20V22L262 23H259ZM165 20V21H164ZM208 20V23H209V25H208V23H206V21ZM225 20L228 22V23H225ZM158 21V22H157ZM162 21V22H161ZM164 21V22H163ZM189 21H190V23H189ZM216 21V22H215ZM232 21V22H231ZM236 23H235V22ZM240 21V22H239ZM251 21V22H250ZM258 22V24L260 25H258V27L256 26V24H257V22ZM198 22H199V24H198ZM252 23V24H248V23ZM253 22L255 23V24H253ZM158 23V24H157ZM163 23V24H162ZM166 23V24H165ZM173 23H175V24H173ZM180 23V24H179ZM186 24V26H183V25H185ZM200 23H203L204 25H202V24H200ZM220 23V24H219ZM233 23V24H232ZM238 23V24H237ZM150 24H149V26H150ZM182 24V25H181ZM188 24V25H187ZM191 24V25H190ZM212 25V28H216V26L218 27H220V28H217V31L216 30H212V29H210L211 28V25ZM213 24H215V25H213ZM226 24V25H225ZM229 24V26H227ZM233 26H232V25ZM242 24H244V23H242ZM263 24V25H262ZM165 27H164V26ZM171 25V26H170ZM173 25V26H172ZM201 27H200V26ZM208 26V27H206V26ZM220 25H222V26H220ZM238 25V26H237ZM262 25V26H261ZM159 26V27H158ZM176 26V27H175ZM204 26H205V28H204ZM234 29V30H232L234 33H236L237 34V36H236V38H237V40L239 39V42L241 43V42H243V43H245V44H243L242 43V45H241V47H240V45H239V43H238V41L236 40V39H234L233 37H232V35L231 34H229V32L227 31V29H228V27L230 28V29H232L231 27ZM238 28H237V27ZM164 27V28H163ZM175 27V28H174ZM199 27V28H198ZM203 27V28H202ZM221 27H224L223 28V30H225L224 32L221 30L222 28ZM241 27H243L242 28V30H240V28ZM261 27V28H260ZM153 28H154V30H153ZM157 30H156V29ZM162 28L165 30H162ZM169 28H170V30H169ZM173 28V29H172ZM187 28V29H186ZM192 28H194V30L196 31H192L193 29ZM237 28V29H236ZM259 28H260V31H259ZM168 29V31H166ZM178 29V30H177ZM183 29V30H182ZM198 29V30H197ZM262 29V30H261ZM153 30V31H152ZM177 30V31H176ZM182 30V31H181ZM163 31V32H162ZM176 33H175V32ZM183 31L185 32V33H183ZM199 31V32H198ZM217 32V35H219V37L216 35V32ZM226 31H227V34L229 35H225L226 34ZM239 31V32H238ZM165 32V35H162L163 33ZM192 32H194V33H192ZM215 32V33H214ZM220 32V33H219ZM221 32H223L222 33V37H223V39L222 38H220V35H221ZM245 34H244V33ZM161 33V34H160ZM180 33V37H179V34ZM191 33L193 34V35H191ZM198 33V34H197ZM242 33V34H241ZM170 34L173 36V37H175L174 39H173V37H170ZM194 34H195V37H194ZM200 34H203V35H206V36H204V37H202V35H200ZM213 34V35H212ZM215 34V35H214ZM235 34V35H236ZM247 34V35H246ZM169 35V36H168ZM176 35V36H175ZM185 35V36H184ZM211 35H212V39L214 40V38H216V40L217 39H219L218 40V44L216 43V42H213V40L211 39L210 40V38H211ZM244 35V36H243ZM162 36H165L164 38L162 37ZM185 38H184V37ZM191 36V37H190ZM192 36H193V38H192ZM201 36V37H200ZM216 36V37H215ZM227 36V37H226ZM243 37L244 38V40H245V37H246V41L244 42V40L242 39V38H240V37ZM252 36V35H251ZM160 37H161V40H160ZM181 37H183V38H181ZM209 38V42H211L212 41V44H210L207 40L208 39H206V38ZM226 37V38H225ZM249 37V38H248ZM157 38V39H156ZM167 38V39H166ZM177 38H179V40L177 39ZM202 38V39H201ZM228 38H229V40H228ZM248 38V39H247ZM169 39L171 40V41H169ZM175 39H176V41H175ZM184 39V40H183ZM189 39V40H188ZM191 39V40H190ZM196 39H197V41H196ZM200 39V40H199ZM205 39V40H204ZM232 39L234 40V43H232ZM242 39V40H241ZM250 39L252 40L251 41V43L252 44H254V46L251 44V43H249L247 40H249L250 41ZM255 39V41L256 42H258L257 41V39L256 38H254ZM195 40V41H194ZM203 40V41H202ZM222 40H224V42H226V43H228V41H229V43L231 44V46L229 45H227L226 43H225V45H223V44H221V43H224ZM226 40V41H225ZM231 40V41H230ZM161 41V42H160ZM180 42V43H182V44H185V43H187V46H186V44L185 45H181L180 43H178V42ZM196 42V43H194V42ZM201 41H202V43H201ZM204 41H206V42H204ZM237 41V46H239L238 48H237V46L235 45L234 46V44H235V42ZM150 42V41H149ZM169 42V43H168ZM207 42H208V46H207ZM246 42H248L250 45L248 46V44L246 43ZM141 43H143V44H141ZM156 43H158L157 41H156ZM170 43H172V44H170ZM203 43H205V44H203ZM214 43V44H213ZM206 45V46H204L203 47V45ZM247 44V45H246ZM257 44V46H255ZM160 45H161V47H163V46H166V47H164V48H161L160 47ZM163 45V46H162ZM180 45L181 46H185V47H183V48H186V50L185 49H183V48H181L180 47ZM192 45H194V46H192ZM202 47H200V46ZM212 45H216L215 46V48H214V46L212 47ZM234 47H233V46ZM156 46H154L155 48H156ZM179 47V48H177V47ZM223 48H222V47ZM228 46V47H227ZM248 46V47H247ZM252 46H253V49H252ZM263 46L264 45H262V48H263ZM160 47V48H159ZM167 47H169V48H167ZM189 47V48H188ZM192 47H193V50H192ZM205 47H206V49H205ZM233 48V50L231 49V48ZM256 47V48H255ZM167 48V49H166ZM175 48H177V50L176 51H178V52H174L175 50ZM181 48V49H180ZM195 48V49H194ZM212 48V49H211ZM249 48V49H248ZM160 49V50H159ZM166 49V50H165ZM188 49H189V51H188ZM191 49V50H190ZM221 49V53H220V55L218 54V52H217V54H218V56L215 54L214 55V52L215 51H217V50H220ZM222 49H224V50H229V51H222ZM240 49H241V51H240ZM261 49V50H260ZM264 49V48H263ZM134 50V49H133ZM168 50V51H167ZM170 50V51H169ZM171 50L173 51V52H171ZM182 50V51H181ZM196 50H198V51H196ZM232 50V51H231ZM244 50V51H243ZM251 50H252V52H251ZM256 50V51H255ZM162 51V50H161ZM165 51H167V53L165 52ZM206 53H205V52ZM208 51H209V54L212 52L213 53V55H212V53H211V56H212V58L213 57H215L214 59H213V62H214V64L212 63V62H209L210 63V65H211V63H212V65L210 66L209 65V67L207 66V69H206V64L208 63V61L209 60H211L212 61V59H208L209 57H211L210 55H208L207 53H208ZM240 51V52H239ZM259 51V52H258ZM158 53V54H156L155 55V53ZM186 52V53H185ZM195 53L196 54V56L195 57H193L194 56V54H192V53ZM224 54H223V53ZM238 52H239V55H238ZM243 52H244V54H243ZM135 53L137 54L136 56H135ZM145 53L147 54V56L146 57H148L147 59L145 58ZM161 53H162V55H161ZM166 53V54H165ZM174 53V54H173ZM176 53H177V56L175 57V55H176ZM233 53L235 54V53H237V54H235V55H233ZM242 53V55H241V57H239L240 56V54ZM262 53V54H261ZM141 54V55H140ZM163 54H164V56H163ZM172 54V55H171ZM206 54V55H205ZM232 54V55H231ZM246 54V55H245ZM255 56H254V55ZM258 54V55H257ZM261 54V55H260ZM161 56V57H159V56ZM167 55V56H166ZM180 55V56H179ZM192 55V56H191ZM199 55H200V57H199ZM230 55H231V57H230ZM236 55H238V56H236ZM244 55V56H243ZM247 55H248V57H247ZM142 56V57H141ZM158 58H157V57ZM173 56V57H172ZM185 56V57H184ZM190 56V57H189ZM209 56V57H208ZM221 56V57H220ZM163 57H165V58H163ZM168 59H167V58ZM172 59H171V58ZM206 57V58H205ZM225 57V58H224ZM228 59H227V58ZM234 57H236V58H234ZM237 57H239V58H237ZM247 57V58H246ZM256 57V58H255ZM155 58V59H154ZM160 58H162V59H160ZM176 58V59H175ZM194 58H198V59H194ZM232 58V59H231ZM249 58H252L251 60H249ZM144 59V60H143ZM152 59V60H151ZM154 59V60H153ZM158 59L160 60V61H162V62H158ZM165 59V60H164ZM177 61L176 63H174L175 62V60ZM194 59V60H193ZM201 59H203V60H205V59H207V61L205 60V62H207V63H205L203 60H201ZM218 61H217V60ZM230 59V60H229ZM235 59L237 60V62H239V59L242 61H240V63H238V64H236L237 62L235 61ZM243 59V60H242ZM248 61H247V60ZM150 60V61H149ZM168 60V61H167ZM197 60V61H196ZM198 60H200V61H198ZM234 60V61H233ZM143 61H144V64H143ZM148 61H149V63H148ZM166 62V64H165V62ZM203 61V62H202ZM224 64V66H222L223 64L221 63V62ZM245 61V62H244ZM251 63H250V62ZM139 62V63H138ZM164 62V64H163V67L161 66V68H159L160 67V64H162ZM198 62V63H197ZM246 62H249V63H247V64H245ZM152 63V64H151ZM158 63H159V65H158ZM171 63H172V65H171ZM203 63H205V64H203ZM208 63V64H209ZM234 63V64H233ZM242 63V64H241ZM245 65H244V64ZM140 64H142L143 66H145L146 64L147 65H149V66H145V67H143L142 68V65H140ZM155 64V65H154ZM169 64H170V66L171 67H169ZM179 64V63H178ZM177 64V65H178ZM202 64H203V66H202ZM219 64H221V65H219ZM226 64V65H225ZM150 65H152L151 67H150ZM153 65H154V67H157V68H154L153 67ZM159 67H158V66ZM180 65V64H179ZM220 66V67H218V66ZM230 65H234V66H230ZM166 68H165V67ZM244 66V67H243ZM173 67V68H172ZM202 69H201V68ZM212 67V68H211ZM216 67H217V70H216ZM221 67H224L225 68V71H224V68H223V72H221L222 70V68ZM157 69V70H154V69ZM163 68V69H162ZM167 68H168V70H167ZM178 68V67H177ZM214 68V69H213ZM221 68V69H220ZM149 69V71H151ZM160 69H162L161 70V72H159V70ZM170 69V70H169ZM211 69V70H210ZM165 70V71H164ZM216 70V73L214 72ZM221 70V71H220ZM167 71V72H166ZM171 71V72H172ZM220 71V72H219ZM156 72V73H155ZM159 72V73H158ZM158 73V74H157ZM208 74V73H207ZM214 74V75H213ZM225 74H223L224 75V77H226L225 76ZM226 74V75H227ZM209 75V74H208ZM210 75V76H211ZM172 75H170V77H171ZM227 77H228V75H227ZM175 79H176V77H174ZM110 79L112 80V79H114V78H112V77H110ZM216 82H214L213 84H215ZM223 83V82H222ZM148 84V83H147ZM141 85V84H140ZM140 85H139V87L137 86V89L139 90V88L141 89L140 91H138V92H135V93H137L136 94V100L134 101V102H123L121 99H118L117 97L115 98V96L112 94V96H111V94L110 95H107V94H104V93H101L100 91H97V90H95V91H93V92H90L89 94L90 95H88L87 96V94L86 95H82L81 96V98L82 99H78V101H79V108H78V110H77V112L75 113V115H71V113H70V111H71V109H70V105H71V103H68V102H70L71 100L70 99H67V100H65L62 104H67V105H65L64 104V106H66L65 108H63L64 106L62 105V104H60V106L62 107V110H60L61 109V107H59V108H57V109H52V104H48V103H41L40 104V106L38 105L35 109H33V113H31L30 114V119L29 118H27V121L29 120V121H31L30 123H28V125L30 126V125H34L35 123L37 124L36 126H38V127H40L41 125V127L40 128H38V130L36 131V129L34 130V131H32V133L30 134L31 135V137H29L30 135H28L27 136V138L26 137H24V141H28L26 144L27 145H29V146H26L24 143V141H23V137H20V136H22V135H19L18 133H20L21 134V132H22V134H23V136H25L24 134V132L25 131H21V130H19L18 128H17V126L19 125V121L17 120V118H13L12 117V122H11V120H8V123H9V121L11 122V127H13V129L12 130H16V129H14V127L16 126V128H17V130H16V132L15 131H12L13 133H17V131H19L17 134H18V138H19V141L21 142V144H24L23 145V148H25V149H27V150H25V149H23L22 148V145H17V146H15V148L16 149H12L11 147L9 148H7V146H8V144H7V146L5 147L4 146V144H3V148H4V150H5V148H7V149H11V151H14V152H16L17 154H18V150H19V148L21 149H23V151H21L20 152V155L18 154L17 156H19V158L20 157H22L21 156V154H24V156L26 157V159L27 158H29L28 160H26L25 159V157L23 156L22 158L23 159H21V161H24V162H21V164L22 163H25L26 165H27V167H25V166H23L22 167V165L21 164H19V165H21L20 166V168L22 167V171H24V170H26V174L27 175H22L23 173H25V172H20L21 170L19 169V166L17 167L16 165H17V163L15 162V163H13V164H16V165H13L12 164V159H13V154L14 153H12V155L10 154L11 153V151L10 150H3L2 148L0 149L1 151L3 150V153L4 154H2V152H0L1 153V157H0V162H1V165L4 167V171H7L6 172V174L7 173H9V174H11V176H12V181H14L12 184H16L17 185V183H21L20 185H19V187H20V189H19V187H18V185L17 186H15L14 185V189L16 190L17 189V193H16V191L14 190V192L16 193V196H19V198L18 199H21L22 198V201H23V199H24V201H25V203H26V208L25 209H28L29 208V211L27 212L28 213V216L30 217V216H33L34 215V217H35V219H37L36 220V222H35V220H32V221H34L33 223H31V224H35V225H28V229H15L14 230V232L16 233L17 232V235L16 234H14V236L16 235L18 238V241H17V239H15V243L19 246V248H22L21 246H25L26 244V247L25 248H27V246L28 247H31L32 246V248H33V250H32V248H27V250L29 251V252H27V253H29L30 254V252H31V254L33 253V255H34V259H33V256L30 254V259L27 261V260H25L24 259V261H22V263H20V264H31L32 262H34V263H32V264H44L45 262L47 263V261L48 260H50V261H48V263L47 264H51L52 263V260H54L55 259V261H53V263L52 264H77L79 261H80V258L81 257H83L84 255L85 256H87L88 254H91V253H93V251H96L95 249H97L98 251H102V249H100V247H99V244L97 245L94 241H92V240H90V242L89 241H85V239H83V238H80L79 239V241L80 242H82V243H84V245L85 244H87V245H85V249L84 248H82L79 252L77 251H75V253H73V252H70V250H69V248H67L66 250H63V244L62 243H60V247H59V244L56 242V241H58L56 238H58L59 239V241L58 242H60L61 241V239L62 240H64V241H66V239L64 238V237H62V236H67V235H71V234H73L72 235V239H74L75 237H74V233H73V231H72V233H71V231H70V233H69V228L66 226V227H63V226H65V225H61L60 223L62 222L61 221V219L59 220V219H57V218H59V214L57 213V211H58V206L61 204V206L62 207H65L64 209H66V211L68 212V214L70 213L69 211H70V209L73 207V202L71 201L72 199H68L67 197V199H68V201L70 202H67V199L65 198V196H64V189L67 187V188H71V185L73 184L74 186L76 185V187L78 188V189H80V190H77V197H75V194H74V197H73V201H74V203H75V205L78 207L80 204H79V202H81V207H82V209H83V213H82V209L80 208V212L82 213V215H81V217H84V218H86V222H88V217H90L91 218V216L92 215H94V214H92L91 215V213H94V212H92V211H95L94 209L96 208V207H98V208H100V206H102L103 207V209H105V211L106 212H108V213H110V210L112 211L113 210V208L115 207L116 209H118V210H120L122 207V209L125 211V209L127 208V205L128 206H131V204H129L128 203V200L127 199H125V198H122V197H120L119 198V194L116 192V191H114L113 189H111L109 186H107L106 185V190H105V186H103L104 184H105V182H101L102 183V185H101V183H99L100 181H98V182H96V181H89V180H87V181H78V179L75 177V176H73V175H75L74 173H76L79 169H80V166L76 163V161H77V156H76V154H78V153H76L75 152V150L77 149L76 147L74 148L73 146H75V142L76 141H78V142H81L82 143V141L85 143V145L88 147V149L91 151V153H92V155H95V156H100V155H104L105 156V159L107 158L108 160H109V158H110V161L112 160L113 162L112 163H114V166H116L117 168H119L118 170H117V168L115 169V171L117 172V173H121L120 175H122V173H123V175L121 176L122 178L124 177V179L125 180H127V182H128V179H129V177H130V179H131V182L132 183H130V182H128L129 183V185H130V189L133 191V192H135L136 194H139V193H145V194H149V193H151L152 194V196L149 194V196H151V197H153V198H155L156 199V197H157V201H158V203H163V202H165L166 203V201H167V203H169L170 202V206H171V208L173 209V208H176L177 206H179V205H181L182 204V202H184V205H188V204H190V206H191V204H196V203H198L199 201H201V202H199L200 203V206L199 207H201V205H202V207L201 208H203L202 210L207 214V211H208V214H207V216L208 217H210L212 214V211L219 205V204H222L221 202H224L223 204L224 205H227L228 206V209L227 210H230V211H234V207H232L233 206V204L234 205H236L234 202L236 201V199H232V197H230V196H235L234 194H235V192H233V190L232 189H234V186L236 187L235 189H236V192L238 191V196H243L242 194L244 193V192H242L241 190V185H239V183H238V187H237V185H235V183L234 182H240L239 180L237 181L235 178H233L232 176H230V175H228L227 173H223V175H221L222 174V172H221V174H220V177H221V181L220 182H223V184H222V186L224 187V189H223V191H221V192H223L222 194L221 193H216L217 192V190L214 188V187H212L213 185H215V182L213 181V180H216L217 178H214V177H216V175H217V173L214 171V170H216V168L213 166V164L211 165V166H213L214 167V170H212V172H210L211 174H212V176H210L209 177V169H208V167L211 169H213V167H211V166H209V165H205V164H203L204 163V154H203V152H201V156H203V158H202V160H198L199 158L197 157V159H196V154H197V152L195 151V150H193L192 148V146H193V144L191 143V140H193L192 138H190V139H188V136H185L184 134H182L181 132H180V130H178L179 128H173L172 127V125L170 126L169 125V127L170 128H166V130H164L163 131V129H160V128H157V127H155L154 125H153V123L154 122H157V121H160V117L161 116H158V117H156L155 119H152V118H148L149 117V115H147L149 112V110H152V109H150V108H152V107H149V109L146 107V110H145V108H143V106L145 105V103L146 102H144L145 100V97H142L141 96V93L140 92H142V91H144V94L147 92L145 89H146V87L148 86H146V84L145 85H141V87H140ZM216 85V86H215ZM214 86H212V84H210L209 85V87H206V90L207 91H209V92H207L206 93V95H205V98H206V96H207V98H209L211 95H213L212 97H210V100H213V102L212 101H210L209 99V101L211 102V103H214L213 105L210 103V102H208V101H206L207 100V98L206 99H204L203 101H200V102H204L203 104V106L201 107L202 108V110L204 111V110H206V114L208 115L209 114V118L210 119H208L209 120V122L211 123V125H213L214 123L215 124H217V125H215L216 127L215 128H218V129H216V131L219 133V135H220V137L221 138H223V140L225 139L226 140V138L228 139V135L230 136L231 134L229 133L230 131H232V129H231V123H230V121H227L228 119H227V116H226V114L224 113V109H225V105L223 104V103H225V102H223V100L225 99V100H227V98H224V99H220L218 96H220V95H225V94H227V92L229 93L230 91V93H229V96L227 95H225V97H228V98H230V96L232 95V97L230 98L232 101H234V102H239V103H237V104H239L238 105V107H239V109L243 112V110H245V111H248L247 113L244 111L243 113H245L246 114V116H248L249 118L250 117H252V118H250L252 121H254V123L252 122H250L249 120H247V119H245L244 120V122H246L245 124L246 125H248V127H246L247 129H249L250 131H247V136H246V138H248V140L250 141H253L254 140V144L255 145H253V146H255V149H261L262 148V151H263V153H262V151L260 150V151H258L257 150V152L256 153H259V157H260V159L262 160H264V157H262V156H264V148H263V146H264V142L262 141V140H264V127L262 128V126H261V128L263 129L262 131H261V129L259 128L260 127V125L259 124H261V125H263L264 126V122H262V123H260L259 121H262V120H264V118H263V114H262V112H264V103L263 104H261L260 105V103H256V101L254 100H250L248 97H246L247 95H243V94H240V92L238 91L237 93L236 92H234V91H232V90H229L228 88L227 89H223L224 90V93H222V94H219L218 92H216L217 90H219V89H217L219 86V88L221 89V84H218V83H216ZM126 86V88L127 89H129V87H127L128 85H125ZM124 86V87H125ZM143 86H144V88H143ZM150 86V85H149ZM147 87V89L148 88H150V87ZM208 86V85H207ZM213 87V88H212ZM215 87V88H214ZM64 89H68L69 88V86L66 88V86L65 87H63ZM62 88V89H63ZM73 88V87H72ZM63 89V90H64ZM125 89V88H124ZM123 89V90H124ZM210 89V90H209ZM214 89H217V90H214ZM130 90H133V88L131 87L130 88ZM222 90V89H221ZM226 90H227V92H226ZM127 90H125V92H126ZM137 91V90H136ZM146 91V92H145ZM213 91V92H212ZM78 92L80 93V91L78 90ZM77 91L76 92H74V94L76 93V97H78V93ZM78 93V94H77ZM128 93H129V91H128ZM214 93H215V95H214ZM218 93V94H217ZM237 95H236V94ZM143 94V93H142ZM231 94V95H230ZM140 95V96H139ZM234 95V96H233ZM241 95H243L242 97H241ZM87 96V97H86ZM240 96V97H239ZM86 97V98H85ZM187 97H189V96H187ZM218 97V98H217ZM237 99H236V98ZM88 98H89V100H88ZM216 98V99H215ZM240 98V99H239ZM242 98V99H241ZM243 98H244V102L243 103H245V106H244V104L242 105L241 103V101L240 100H243ZM247 98V99H246ZM156 99L158 100L157 102L158 103H160L159 101H161V100H159V98H157L156 97ZM237 101H236V100ZM238 99H239V101H238ZM249 99V100H248ZM119 100H121V101H119ZM175 99H163L162 101H161V105L160 104H158L159 106H160V108H164V109H168L169 107L170 108H173V107H171V106H173L172 104V102H175L174 101ZM220 100V101H219ZM231 100H229L230 102H231ZM88 101V102H87ZM156 101V100H155ZM206 101V102H205ZM219 101V102H218ZM228 101V100H227ZM228 101V102H229ZM246 101V102H245ZM251 101H252V103H251ZM5 102H6V100H5ZM168 102V103H167ZM207 102L211 105H208L207 104ZM223 102V103H222ZM254 102V103H253ZM139 103V104H138ZM218 103V104H217ZM223 104V106H217V105H219V104ZM231 103H233V102H231ZM1 104V103H0ZM5 104H7V103H4L3 101H2V105H5ZM105 104V105H104ZM141 104H142V106H141ZM154 104H156V103H154ZM167 104V105H166ZM208 106H207V105ZM216 104V105H215ZM225 104H227V102L225 103ZM236 104V103H235ZM236 104V105H237ZM247 104V105H246ZM251 104V106H252V108L249 106ZM256 104V105H255ZM134 105V106H133ZM152 106H153V104H151ZM151 105H148V106H151ZM165 107H164V106ZM206 105V106H205ZM260 107H259V106ZM1 106V105H0ZM49 106V107H48ZM103 106H105V107H103ZM216 106V107H215ZM228 106V105H227ZM226 106V107H227ZM243 108H242V107ZM258 106V107H257ZM263 106V107H262ZM3 107V106H2ZM82 107V108H81ZM99 107H101V108H99ZM154 107H155V105H154ZM208 107H211V109L212 110H207V109H209ZM223 108V109H221V108ZM26 108V107H25ZM54 108V107H53ZM111 108V109H110ZM170 108H169V110H170ZM203 108H205V109H203ZM207 108V109H206ZM216 108V109H215ZM259 109V113L261 112V114L262 115H259V113H257L258 115H256V112H254L253 110H255V109ZM227 109V108H226ZM253 109V110H252ZM256 109V110H257ZM56 110V111H55ZM143 110H145V112H143V114H144V116H142V111ZM216 111L217 110V112L218 113H216V112H213V111ZM255 110V111H256ZM50 111H52V112H50ZM53 111H55V112H53ZM103 111V112H102ZM137 111H139V112H137ZM141 111V112H140ZM148 113H147V112ZM212 111V112H211ZM223 111V112H222ZM59 112V113H58ZM79 112V113H78ZM88 112V113H87ZM205 112V111H204ZM225 112H227V111H225ZM50 113V114H49ZM102 113H103V115H102ZM121 113V114H120ZM137 113H138V115H137ZM140 113V114H139ZM147 113V114H146ZM216 113V114H215ZM224 113V114H223ZM248 113H249V115H248ZM46 114H48L49 116H47ZM80 114V115H79ZM150 114V113H149ZM212 115V117H211V115ZM46 115V116H45ZM85 116V118H82L83 116ZM114 115V116H113ZM139 115H141V117L139 116ZM145 115H146V117H145ZM226 116V118H225V116ZM254 116V119H253V116ZM17 116V115H16ZM72 116V117H71ZM76 116V117H75ZM108 116V117H107ZM213 116H215V117H213ZM218 116H220V117H218ZM221 116H223L222 118H221ZM228 116H230V115H228ZM256 116H257V118H256ZM17 117H19V116H17ZM101 117V118H100ZM102 117H103V119H102ZM105 117V118H104ZM208 117V116H207ZM218 117V118H217ZM47 118V119H46ZM82 118V119H81ZM109 120H108V119ZM212 118H214L216 121L215 122H213V124H212V121H214V119H212ZM220 118V119H219ZM261 120H260V119ZM13 119H16V120H13ZM19 119V118H18ZM49 119V120H48ZM110 119H111V121H114V122H111L110 121ZM112 119H114V120H112ZM227 119V120H226ZM231 119V118H230ZM259 120L258 122V126H256L255 127V125H257V123H256V121L255 120ZM221 120H222V122H223V120L225 121V122H223L224 123V125H223V123L221 122ZM4 121H6V120H4ZM4 121H2V122H4ZM13 121H18V123L16 124L15 122H14V126L12 125L13 124ZM28 121V122H29ZM60 121V122H59ZM107 121V122H106ZM110 121V122H109ZM117 121V122H116ZM153 121V122H152ZM218 121V122H217ZM0 122H1V119H0ZM7 122V121H6ZM32 122H34V123H32ZM96 122V123H95ZM101 122V124H99ZM128 122H129V124H128ZM152 122V123H151ZM219 122H220V124H219ZM8 123H5L4 125H7ZM41 123V124H40ZM118 123V124H117ZM227 123V124H226ZM249 123H251V124H249ZM1 124V123H0ZM16 124V125H15ZM79 124H81V127H82V125H83V128L85 129H81V127L80 126H78ZM85 124H87V125H85ZM97 124V125H96ZM99 124V125H98ZM103 124H105L104 126H103ZM111 124V125H110ZM116 124V125H115ZM226 124V125H225ZM255 124V125H254ZM2 125V124H1ZM0 125V126H1ZM4 125H2V127L5 129H9L7 126H9V125H7L6 127H4ZM114 125V127H112ZM118 125V126H117ZM213 125V126H214ZM218 125H220V128H219V126ZM222 125H223V127H222ZM249 125H250V127H249ZM58 128H57V127ZM101 126V127H100ZM134 126V128H132ZM54 129H58V130H54ZM70 128V129H67V128ZM80 127V128H79ZM95 127V128H94ZM97 127V128H96ZM223 129H222V128ZM227 127V128H226ZM252 127H254L255 128V130L257 131V129L259 130V131H257V132H255L254 131V128H252ZM41 128H43V129H41ZM75 128H77V129H75ZM107 128H109V129H107ZM115 128V129H114ZM117 128V129H116ZM132 128V129H131ZM229 128V129H228ZM235 128V131H237V129H236V127H234ZM40 129L42 130V131H40ZM52 129V130H51ZM115 130V132H114V130ZM134 129V130H133ZM228 129V130H230L229 132H228V130H227V133H226V130ZM77 130V131H76ZM83 130V131H82ZM106 130H107V132H106ZM108 130H110V131H108ZM117 130V131H116ZM122 132H121V131ZM171 132H170V131ZM173 130V131H172ZM234 130V129H233ZM251 130H252V132H253V135H252V133H251ZM1 131H3L2 130V128L0 127V132ZM5 131V130H4ZM3 131V132H4ZM7 131V130H6ZM6 131H5V133H6ZM21 131V132H20ZM48 131H49V133H48ZM51 131V132H50ZM104 131V132H103ZM124 131V132H123ZM128 131V132H127ZM136 131V132H135ZM166 131V132H165ZM10 131H8V133H9ZM54 132V133H53ZM69 132V133H68ZM77 132V133H76ZM80 132V133H79ZM121 132V133H120ZM127 132V133H126ZM139 132H140V136H139ZM144 132V133H143ZM221 132H224L223 134L226 136H223V134L221 133ZM260 132V133H259ZM5 133H4V135H5ZM7 133V134H8ZM13 133H10V135H15V134H13ZM118 133V134H117ZM131 133V134H130ZM243 133V132H242ZM249 133V134H248ZM251 133V134H250ZM256 133V134H255ZM7 134L4 136V137H7ZM17 134L15 135V136H17ZM46 134H48L47 136L48 137H46ZM53 134V135H52ZM87 134V135H86ZM121 134V135H120ZM167 134V135H166ZM177 134V135H176ZM238 133H235V134H233V140H232V138H231V136L229 137V139L228 140H226L225 141V143L227 142L228 144H230V146L232 147V148H237V150H239V151H237L238 152V154H237V152H236V154H237V156H239V157H242L243 159H245V160H247V161H250V163L253 165H255V163H253V161H255L254 160V158L252 159L251 157L252 156H249L248 155V153H247V151L245 152V151H240V150H243L239 145H237L238 143L236 142V140H235V138L236 137H238V135H237ZM9 135V134H8ZM9 135V136H10ZM116 135V136H115ZM127 135H130V136H127ZM235 135V136H234ZM254 135H256L255 137H253ZM259 135H261V137H259ZM3 135H1V138L3 139V137H2ZM63 136V137H62ZM74 136V137H73ZM86 136V137H85ZM120 136V137H119ZM133 136H135V137H133ZM176 136H178V138L179 139H181L180 141H179V139L178 138H176ZM181 136V137H180ZM182 136H184L183 138H186L188 141L190 140V142H188L187 140H185V139H183L182 138ZM12 137V136H11ZM14 137V136H13ZM12 137V139H17L16 137H14L13 138ZM105 137V138H104ZM124 137V138H123ZM139 137H141V138H139ZM145 137V138H144ZM173 137V138H172ZM250 137V138H249ZM263 137V139H260V138H262ZM7 138H9V137H7ZM7 138H6V140L4 141V142H9L10 140H7ZM20 138H22V140H20ZM46 138H49V139H46ZM69 138H70V140H69ZM78 138H79V140H78ZM88 138V139H87ZM118 138V139H117ZM130 138H132V139H130ZM143 138V139H142ZM170 138V139H169ZM171 138H172V140H171ZM230 138H231V140H230ZM252 138V139H251ZM253 138H257L258 139V141H256L255 139H253ZM10 139V138H9ZM11 139V144L13 143V142H15V141H13ZM27 139V140H26ZM93 139V140H92ZM135 141H134V140ZM169 139V140H168ZM175 139V141L174 142H176V143H171V141H173ZM260 139V140H259ZM18 140V139H17ZM46 140V142H45V144L46 145H44V142L43 141H45ZM48 140V141H47ZM183 140H185V141H183ZM22 141L24 142V143H22ZM69 141H70V143L72 142V141H75L74 143H73V146H70V145H72V143L70 144L69 143ZM87 141V142H86ZM228 141H230V142H228ZM232 141H233V143L235 144V146L233 147V143H232ZM235 141V142H234ZM257 143H256V142ZM261 141V142H260ZM0 142H2L1 141V139H0ZM9 142V143H10ZM67 142V144H69V145H65V143ZM180 142L181 143H183V145L182 144H180ZM3 143V142H2ZM1 143V144H2ZM5 143V144H6ZM58 143V144H57ZM90 143V144H89ZM92 143V144H91ZM134 143V144H133ZM140 143V144H139ZM155 143V144H154ZM178 143V144H177ZM186 143V144H185ZM191 145H189V144ZM253 143V142H252ZM0 144V145H1ZM49 144V145H48ZM64 144V145H63ZM99 144V145H98ZM109 144V145H108ZM112 144V145H111ZM148 144V146H146ZM159 144V145H158ZM175 146H174V145ZM179 144H180V146H179ZM184 144L186 145V146H188L189 148H190V150L189 149H187L186 147H185V149H184ZM233 144V145H232ZM258 144H259V146H258ZM260 144L261 145H263L262 147L260 146ZM105 145V146H104ZM2 146V145H1ZM0 146V147H1ZM9 146H11L10 144H9ZM19 146V147H18ZM24 146H26V147H24ZM44 148H43V147ZM46 146V147H45ZM92 146V147H91ZM173 147V149H174V147H176V146H178V148L180 149V150H185V151H180L179 149H177V147L175 148V150H176V152L177 151H180L183 155H184V153H185V161H186V158H187V163H188V161H189V165L185 162V161H183L181 158H180V156L182 155V154H180L179 152H177L176 154L174 153L175 152V150H173L172 149V147ZM183 146V147H182ZM18 147V148H17ZM68 147V148H67ZM168 148V149H166V150H168V151H165L164 149L165 148ZM241 149H240V148ZM258 147V148H257ZM260 147V148H259ZM31 148V150L29 151V149ZM92 148V149H91ZM127 148V149H126ZM145 148V149H144ZM150 148V149H149ZM41 149H42V151H41ZM46 149V150H45ZM120 149V150H119ZM25 150V151H24ZM47 150H49V152L47 151ZM122 150V151H121ZM128 150V151H127ZM138 150V151H137ZM163 150V151H162ZM186 150L187 151H190L189 153L187 152V155H189L188 157H191V158H189V160H188V157H187V155H186ZM26 151H28V153H26ZM125 151V152H124ZM5 152H7L8 153V155L7 154H5ZM10 152V153H9ZM23 152H25V153H23ZM45 152H46V154H45ZM128 152V153H127ZM129 152H131V153H133V154H130ZM163 152V153H162ZM165 152V153H164ZM193 152H194V156H193ZM243 154V156L241 155V153ZM41 153H43V154H41ZM83 153V152H82ZM103 153V154H102ZM136 155H135V154ZM172 153H173V155H172ZM256 153H254L255 155H256ZM10 154V155H9ZM41 154V155H40ZM46 156H45V155ZM108 154V155H107ZM122 154H123V156H122ZM127 156H126V155ZM148 154V155H147ZM159 154H161V155H159ZM180 154V155H179ZM244 154H245V157L247 156V159L244 157ZM261 154V155H260ZM6 155L7 156H10V162L9 161H7L9 158L8 157H6ZM16 155V154H15ZM42 155H44V156H42ZM70 155V156H69ZM83 155V154H82ZM132 155V156H131ZM139 155V156H138ZM169 155H171V160H170V156ZM191 155V156H190ZM2 156H4V160L5 159H7L6 161H5V163H4V160H3V158H2ZM74 156H76V157H74ZM107 156V157H106ZM110 156V157H109ZM137 156V157H136ZM161 156H162V158H161ZM165 156H166V158H165ZM109 157V158H108ZM135 157V158H134ZM146 157H148V158H146ZM151 157V158H150ZM173 157H178L177 159L175 158V161L173 160L174 158ZM194 159H193V158ZM14 158H16V157H14ZM19 158H16L18 161L20 160ZM115 158V159H114ZM132 158V159H131ZM140 159V161H139V163H137L136 162V159H137V161ZM156 160H154V159ZM249 158H250V160H249ZM16 159H14V161H17ZM76 161H75V160ZM118 159H119V161H118ZM131 159V160H130ZM152 159V160H151ZM169 159V160H168ZM194 160V161H192L194 164H195V166H196V168L197 169H194V168H192V169H194V170H192L193 171V173H195L196 172V174L195 175H201L202 177H203V174H204V176H205V178H203L202 179V177L199 175V177H200V179H202L201 181H202V184H201V181L200 180H198V178L199 177H196L193 173H191L192 171H190V167L191 166H194L193 165V163L191 162V160ZM195 159H196V161H195ZM60 160V161H59ZM64 160V161H63ZM173 160V161H172ZM178 160H180V161H178ZM198 160V161H197ZM261 160H260V163H261ZM262 160V162L263 163H261L262 165L264 164V161ZM122 161V162H121ZM123 161L126 163L125 164V166H122V165H124L123 164ZM142 161V162H141ZM252 161V162H251ZM2 162L5 164V166H4V164H2ZM9 162V163H8ZM118 162V163H117ZM170 162V163H169ZM178 162H179V164H178ZM191 162V163H190ZM7 163V164H6ZM19 163H20V161H19ZM63 163V164H62ZM120 163H122V164H120ZM137 163V164H136ZM142 163H143V166H142ZM173 165H172V164ZM180 163H183V166H190L189 168H187V170H186V168L185 167H180ZM184 163H186V164H184ZM13 165V167H17V169H15L14 170V168L13 169H11L12 168V166L11 165ZM76 164H77V166H76ZM111 164V163H110ZM152 164V165H151ZM199 164V165H198ZM261 164H258V165H256V166H253V167H251V168H257V167H261V169L264 167V165H263V167L262 166H260ZM119 165V166H118ZM120 165L123 167H121L120 168ZM133 167H132V166ZM176 165V166H175ZM251 165V166H252ZM11 166V167H10ZM78 166H79V168H78ZM127 166V168H128V170H126L127 168H125ZM130 166V167H129ZM137 166H139V167H137ZM141 166H142V168H141ZM146 166V167H145ZM147 166H149L150 168H152V170H154V172L150 169V168H148ZM182 166V165H181ZM186 166V167H187ZM243 166H245V164H243V165H241V167H243ZM15 167V168H16ZM158 167V168H157ZM175 167V168H174ZM201 167H206L205 169L206 170H204L203 169V171H207L206 173L205 172H203L202 171V169H201ZM23 168H25V169H23ZM139 168V169H138ZM170 168H172V171H170L171 169ZM176 168L179 170H176ZM184 168H185V170H186V172H185V170H184ZM250 168V170H252V172H254L255 170H253V169H251ZM28 169H29V171H28ZM68 169V170H67ZM76 169H77V171H76ZM129 169H130V171H133V169H134V171L133 172H130L129 171ZM136 169V170H135ZM140 169H142V174H141V172L140 171H137V170H140ZM144 169V170H143ZM148 169H150V171L148 170ZM158 169V171L156 172V170ZM163 169V170H162ZM168 169H169V171H168ZM183 169V170H182ZM199 169H201V170H199ZM258 169V172H257V170L254 172V173H256V175H258V173H260L261 174V177H263V175H262V173L264 174V172H261V171H264V169L263 170H259V168H257ZM19 170V171H18ZM73 170H74V172H73ZM120 170V171H119ZM145 170H146V173H145ZM175 170V171H174ZM183 172H182V171ZM189 170V171H188ZM198 170L200 171L199 173H197L198 172ZM10 171V172H9ZM28 171V172H27ZM33 171V172H32ZM40 172V173H42V174H45L44 176H41V177H39V176H34L33 174H35L36 172ZM76 171V172H75ZM122 171V172H121ZM128 171H129V173H128ZM143 171H144V173H143ZM189 172V174L191 173V176H193L192 177V179L194 178V181L196 182V180H197V182H198V184H200V185H198L197 184V182L195 183L194 181H192L191 180V176H190V179H189V175L187 174L188 172ZM211 171V170H210ZM21 174H20V173ZM30 172V173H29ZM71 172V173H70ZM126 174H125V173ZM137 172V173H136ZM140 174H139V173ZM148 172V173H147ZM152 172V173H151ZM162 172H164V173H162ZM179 172H182V173H179ZM130 173H132V174H130ZM155 173H157L156 175H155ZM158 173L161 175V177H160V175H158ZM171 173V174H170ZM174 173V174H173ZM185 175H184V174ZM202 173V174H201ZM216 173V174H215ZM3 174L4 175H6L5 174V172H3ZM63 174V175H62ZM66 174V175H65ZM72 174V175H71ZM139 174V175H138ZM169 174V175H168ZM178 174H180V175H178ZM225 174H227V176L225 175ZM260 174L258 175L259 177H260ZM119 175V174H118ZM131 175V176H130ZM135 175V176H134ZM139 177H138V176ZM158 175V176H157ZM177 175V176H176ZM215 175V176H214ZM29 176V177H28ZM65 176V177H64ZM164 176V177H163ZM170 176V177H169ZM184 176V177H183ZM225 176V177H224ZM228 176H230V177H228ZM47 178V180H46V178ZM125 177H127V178H125ZM134 177H137V178H134ZM144 177H145V179H144ZM186 177H188V178H186ZM196 177V178H195ZM226 177H227V180L228 179H231V180H229V183H231V181H232V183L234 184V186H233V184H228V181H226ZM154 178H155V180H157L156 182H155V180H154ZM160 178H161V180H160ZM173 178V179H172ZM208 178H211V179H213V180H211V179H208ZM36 179H38V180H41V183H40V181H39V183L40 184H38V182H37V186H38V189H37V187H35L36 186ZM53 179V180H52ZM141 179H143V180H141ZM148 181H147V180ZM180 179V181H178ZM187 179H189V180H187ZM205 179V180H204ZM223 179V180H222ZM234 179H235V181H234ZM181 180H182V182H181ZM188 181V183H187V181ZM206 182V185H205V182ZM210 180V181H209ZM29 181V182H28ZM47 181V182H46ZM76 181V182H75ZM146 181V182H145ZM149 181H150V183H149ZM174 181H175V184L178 186H175V187H177V189L179 190V191H177V189H175L174 191H172L173 189V186H174ZM176 181H177V183H176ZM189 181H190V183H189ZM31 182V183H30ZM80 183L81 185L80 186H78L79 184H76V183ZM141 182V183H140ZM149 184H148V183ZM165 182V183H164ZM167 182H168V184H167ZM169 182L171 183V189H169L170 187H169ZM192 182H194V183H192ZM209 182H210V184H212V185H210L211 186V188H209ZM227 182V184H224V183H226ZM30 183V184H29ZM48 184V186H46L47 184ZM49 183H51V184H49ZM72 183V184H71ZM99 183V184H98ZM145 183V184H144ZM146 183H147V185H146ZM161 183V184H160ZM173 183V184H172ZM42 184H44L45 186H44V188H42V189H40V186L42 185ZM137 184L138 186V190H137V187H135V185ZM164 184V185H163ZM184 184V185H183ZM11 185V184H10ZM69 185V186H68ZM133 185V186H132ZM146 185V186H145ZM159 185H160V187H159ZM163 185V186H162ZM173 185V186H172ZM182 185V186H181ZM202 185H204L203 187H202ZM231 185L232 187H230V188H232V189H229V186ZM13 186V185H12ZM22 186V187H21ZM51 186V187H50ZM55 188H54V187ZM152 186V187H151ZM155 186V187H154ZM196 186V187H195ZM198 186H200L199 188H198ZM205 186H207V187H205ZM16 187V188H15ZM18 187V188H17ZM25 187V188H24ZM75 187V188H76ZM82 189H81V188ZM167 187V188H166ZM180 187V188H179ZM191 187H194L193 189H195V190H193ZM35 188V189H34ZM53 190H52V189ZM58 188V189H57ZM76 188V189H77ZM109 188H110V190L111 191H113V193H115V194H113L110 190H109ZM162 188V189H161ZM191 189V191H193V192H196L197 194H198V192H199V194L198 195H196V194H194V193H192V192H190V191H188V192H190V194H191V196L190 197H192L193 195H196V196H194V201H190V197H189V202H188V199L187 200H184L185 199V197L187 196H189L190 194L189 193H185L186 191H185V189ZM205 189V188H209V191L210 192H208V191H204V193L205 194H203V192H202V194H201V196H200V189ZM213 188V189H212ZM229 189L228 191L226 190V189ZM24 191H23V190ZM33 189V190H32ZM75 189V190H76ZM141 189V190H140ZM154 189V190H153ZM155 189H157V190H155ZM158 189H161V190H158ZM186 189V190H187ZM203 189V190H204ZM213 191H212V190ZM215 189V190H214ZM235 189H234V191H235ZM239 189V190H238ZM241 189V190H240ZM36 190V192H34ZM37 190H41L40 192L39 191H37ZM44 190V191H43ZM47 190V191H46ZM147 190V191H146ZM171 190V191H170ZM208 190V189H207ZM231 190V191H230ZM55 191V192H54ZM78 191H80L81 192V195L79 194L78 195ZM159 191H161L160 192V195H159ZM168 192V193H166L167 195H165V193L164 192ZM175 191H177V193L175 192ZM202 191V190H201ZM214 191H215V193H214ZM14 192H13V195L15 196V194H14ZM38 192L39 193H41L40 195L38 194ZM50 192H51V194H50ZM60 192H62L61 194H60ZM88 192V193H87ZM139 192V193H138ZM149 192V193H148ZM156 192V193H155ZM171 192V193H170ZM175 192V193H174ZM183 192V193H182ZM218 192H220V191H218ZM226 192V194H224ZM53 193V194H52ZM59 193V194H58ZM157 195H155V194ZM161 193H163V194H161ZM209 193V194H208ZM212 193H214V194H212ZM230 193V194H229ZM242 193V194H241ZM42 194H44V196H45V198H44V196H42ZM47 194H49V195H47ZM86 194V195H85ZM175 194H177L176 195V197H174L175 196ZM178 194L180 195L179 197H177L178 196ZM217 194V195H216ZM219 194H220V196H219ZM232 194V195H231ZM164 195H165V198L167 197V198H170V199H165L164 198ZM204 195H206L205 197H204ZM211 195H212V199H211ZM221 195H223V196H221ZM22 196V197H21ZM25 196V197H24ZM28 196V197H27ZM80 196H82V197H80ZM90 196V197H89ZM93 196V197H92ZM155 196V197H154ZM160 196V197H159ZM182 196V197H181ZM203 196V197H202ZM209 196V197H208ZM229 197L230 199L229 200H231V201H234V202H229L228 200H227V198L225 199L224 197ZM42 197H43V199H42ZM49 197V198H48ZM57 198V200H56V198ZM162 197V198H161ZM174 197V198H173ZM200 197V198H199ZM220 197V199L219 200H215V199H218ZM222 197V198H221ZM80 199V201H79V199ZM93 198V199H92ZM94 198H96L97 200H95V202H97V204H98V206H97V204L94 202ZM160 198V199H159ZM179 199V202H178V199ZM184 198V199H183ZM197 198V199H196ZM198 198H199V200H198ZM204 198V199H203ZM206 198V199H205ZM224 198V201L222 200ZM38 199H40V200H43V202L42 201H40V200H38ZM78 199V200H77ZM84 199V200H83ZM121 199H123V200H121ZM159 199V200H158ZM165 199V200H164ZM173 199V200H172ZM182 199H183V201H182ZM196 199V200H195ZM206 200L205 202H206V204H205V202L204 201H202V200ZM208 199V200H207ZM210 199H211V201H210ZM50 200V201H49ZM55 200V201H54ZM60 200V202H58ZM82 200H83V202H82ZM87 200V202H84V201H86ZM90 200V203L88 202ZM91 200H92V202H94L95 203V205H94V203H92L91 202ZM176 200H177V203H179V204H176L175 202H176ZM212 200L214 201L213 203H212ZM225 200H226V203H225ZM246 200L248 201L249 200V198L247 197L246 198ZM21 200H20V202H21V204L24 202H22ZM32 201V202H31ZM64 201V202H63ZM125 201H126V203H125ZM173 201V202H172ZM207 201H209V202H207ZM243 200H242V198L240 199V202H242ZM50 202H51V204H50ZM78 202V203H77ZM180 202H181V204H180ZM187 202V203H186ZM196 202V203H195ZM211 202V203H210ZM31 203H34L33 205L31 204ZM62 203H63V205H62ZM65 203V204H64ZM84 203V204H83ZM91 203L94 205L93 207L94 208H92V206H91ZM104 203H106V204H108V205H105ZM112 203H113V205H112ZM198 203V204H199ZM201 203H203V204H201ZM207 203H210L209 205L207 204ZM214 203L216 204V207L214 208L213 207V209H212V204L214 205ZM231 203V207L232 208H230L229 207V204ZM29 204V205H28ZM39 204V205H38ZM70 204V206H68ZM87 204H89V206L87 205ZM197 204V205H198ZM240 204V203H239ZM238 204V205H239ZM31 205L33 206V207H31ZM47 205V206H46ZM58 205V206H57ZM86 205V206H85ZM173 205V206H172ZM206 205H208V206H206ZM261 205V206H260ZM29 206V207H28ZM51 206V207H50ZM209 206H211V209H210V207ZM39 207H41V209L39 208ZM43 207H44V209H43ZM47 207V208H46ZM49 207H50V209H49ZM69 207V208H68ZM71 207V208H70ZM80 207V206H79ZM86 207H87V209H86ZM101 207V208H102ZM208 209H207V208ZM31 208H33L32 210L34 211L35 210V213H33V211L31 212ZM38 208V209H37ZM90 208L91 209H93V210H90ZM114 208V209H115ZM132 206H131V208L129 207L128 209H130V210H132ZM207 209V211H206V209ZM239 208H240V206H239ZM239 208L238 209H235V211H237V210H239ZM263 208L262 207V204H260L259 203V205H258V207H257V209H258V216H259V219H258V226L260 227V225H261V223L260 222H263L262 220H263V210L261 211V209ZM46 209V210H45ZM56 209V210H55ZM97 209V208H96ZM108 211H107V210ZM115 209V210H116ZM121 209V210H122ZM128 209H126V210H128ZM240 209H242V207L240 208ZM264 209V208H263ZM48 210V211H47ZM54 210V211H53ZM86 210V211H85ZM90 210V214L88 213V211ZM122 210V211H123ZM210 210H211V212H210ZM50 211H52L51 213L53 214V215H51V213H50ZM45 212V213H44ZM54 212H55V214H54ZM79 212V213H80ZM214 212V211H213ZM262 212V213H261ZM31 213L33 214V215H31ZM49 213V214H48ZM80 213V214H81ZM87 215H86V214ZM112 213V212H111ZM111 213H110V215H111ZM229 214H230V212H228ZM37 214V215H36ZM113 214V213H112ZM229 214H226L227 216H230ZM89 215V216H88ZM91 215V216H90ZM115 215V214H114ZM262 215V216H261ZM45 216V217H44ZM116 216V215H115ZM226 216V218H228ZM37 217V218H36ZM261 217H262V219H261ZM41 218V219H40ZM64 218H65V216H64ZM73 217L71 216V219H72ZM117 218H119L118 216H117ZM31 219H34L33 217H31ZM92 219V218H91ZM41 220V221H40ZM44 220H45V224H43V222H44ZM53 220V221H52ZM259 220H261V221H259ZM59 221H61L60 223H59ZM55 222V223H54ZM39 223V224H38ZM56 225V223H57V226L55 227V225ZM47 227L46 229H45V227ZM48 225V226H47ZM119 225H121V223H119ZM31 226V227H30ZM37 226H40V227H38L37 228ZM82 226V225H81ZM88 226L89 227H91L92 225H91V221L89 220V224H88ZM44 227V228H43ZM50 227V228H49ZM55 227V228H54ZM61 227H62V232H58V231H61ZM37 228V229H36ZM41 230H40V229ZM65 228H66V232H65ZM68 228V229H67ZM50 229V230H49ZM51 229H52V231L54 232H52L51 231ZM64 229V230H63ZM24 230V231H23ZM56 230V231H55ZM71 230V229H70ZM75 230V229H74ZM94 230V231H93ZM97 230V229H96ZM119 230H121V231H123L124 230V234L126 233L125 231L126 230H130V229H119ZM223 230V229H222ZM230 230V232L229 231H227V229H225V231L227 232H225L224 234H229V236L232 234H236V236L235 235H233V238H231L230 237V239H232L233 240V245H232V240H228L227 239V243H229L230 245H232V249L231 250H234V247H235V250L237 251L238 250V252H235L236 254H238V255H240V257L242 256L241 255V250H242V247L240 248V250L239 249H237V247L238 246H236V245H239V244H241L242 243V241H238V240H240L241 239V236H240V234H241V230L242 229H229ZM231 230H233L232 232H231ZM248 230H250L251 232L252 231H254L255 229H248ZM30 233H29V232ZM34 231V232H33ZM38 231H42L44 234L43 235H41L42 234V232H41V234L40 235H38L39 234V232ZM234 231H239V233L237 232H235L234 233ZM255 231H258L256 234H258L257 235V237H258V240L256 241L258 244H259V241H260V235L262 234V236H261V239L262 240H264V235H263V233L262 232H264V229H262V232H261V229H257V230H255ZM254 231V232H255ZM260 231V232H259ZM36 232H38V234L36 233ZM49 232V234L48 235H46L47 233ZM50 232H51V234H50ZM58 232V233H57ZM96 233V231H95V229H92V232L91 233ZM253 232V233H254ZM31 233H33L34 235V237L32 236V234ZM54 235H53V234ZM60 233H65L64 235L62 234H60ZM69 233V234H68ZM260 233V234H259ZM36 234V235H35ZM55 234H57L56 235V238L54 237L55 236ZM59 234H60V236L61 237H58L59 236ZM49 235H53L52 237H54L55 239H53L52 238V240H51V237L49 236ZM91 235V234H90ZM126 235V234H125ZM43 236V237H42ZM234 236L236 237V238H234ZM240 236V237H239ZM21 237H23V239L21 238ZM229 238V237H228ZM234 239H236V240H234ZM24 240V241H23ZM50 240V241H49ZM261 240V241H262ZM28 241H30V242H28ZM52 241V242H51ZM237 241H238V243H237ZM260 241V242H261ZM19 242V243H18ZM21 242V243H20ZM23 242V243H22ZM26 242V243H25ZM51 242V243H50ZM86 242V243H85ZM88 242V243H87ZM263 242V241H262ZM25 243V244H24ZM47 243H49V244H47ZM226 243V245H229V244H227ZM235 243V244H234ZM257 243H254L255 245H256V247H257V249H255V245L254 246H252L253 248H252V250L254 251V252H256L258 249V253H260V254H262L263 256H264V253L263 252H261L262 250L264 251V249H263V246H264V243H260L259 244V247L261 246V248H262V250L257 246L258 244ZM22 244V245H21ZM24 244V245H23ZM263 244V245H262ZM49 245V247H48V250L46 249V246H48ZM62 247V248H61ZM97 247V248H96ZM126 247H128L127 245L125 246V248ZM19 248H15L16 250H12V252H13V254H14V252H15V255H17L18 253H20V254H22V252H23V249H19ZM124 248V249H125ZM190 248V247H189ZM188 248V251H191V250H193V248H192V246H191V248L189 249ZM239 248V247H238ZM42 249V251H44V252H42V251H40ZM43 249H45V250H43ZM65 249V248H64ZM90 249V250H89ZM129 249V248H128ZM18 250V251H17ZM31 250V251H30ZM38 250V251H37ZM122 250V252H123V249H121ZM180 251L178 252L179 254H181L182 253V251H181V249H179ZM234 250V251H235ZM261 250V251H260ZM33 251V252H32ZM35 251H37V252H35ZM40 251V252H39ZM45 251H47V252H45ZM177 251H178V249H177ZM176 251V252H177ZM239 251H240V253H239ZM243 252H244V249L242 250ZM34 252H35V254H34ZM38 252L39 253H43L44 254V256L43 257H46L45 259L44 258H42V255H40V254H38ZM51 252V253H50ZM68 252V253H67ZM125 252L129 255V253H130V250H127V248L125 249ZM125 252H124V254H125ZM129 252V253H128ZM243 252H242V254H243ZM17 253V254H16ZM67 253V254H66ZM70 253H71V255L72 254H76V255H73V256H71L70 255ZM175 253V252H174ZM177 253V255L176 254H174L175 256H177V258H178V254ZM233 253V252H232ZM257 253V252H256ZM256 253H250V256L252 257V260L253 261H258V263L259 264H264V259H263V256L262 255H256ZM19 254V255H20ZM36 254H38V255H36ZM50 254V255H49ZM66 254V255H65ZM203 254H205L204 253V251H203ZM48 255L49 256H53L54 257V259H52L53 257H50L51 259H48L49 257H48ZM247 255H249V254H247ZM247 255H244L245 257L247 256ZM254 255V256H253ZM255 255H256V257H255ZM36 256H37V258H36ZM39 256H41V258L43 259V260H41V258L39 257ZM75 256V260L73 259V257ZM244 256H243V258H244ZM260 256H262V257H260ZM248 257V256H247ZM253 257H254V259H253ZM13 257H11L10 258V260L9 259H7V260H5V261H3V262H0V264H19V262H17L18 261V258H13ZM242 258V260L243 261H245V260H248L249 261V259L247 258H244L243 259ZM250 258V257H249ZM256 258V259H255ZM262 258V259H261ZM28 259V258H27ZM32 259V260H31ZM48 259V260H47ZM73 259V261H71V260ZM112 260H113V258H111ZM45 260V261H44ZM70 262V263H69ZM77 262V263H76ZM133 262V261H132ZM45 263V264H46ZM87 263H89V262H87ZM86 263V264H87ZM116 263V262H115ZM115 263H113V264H115ZM131 263V262H130ZM134 263V262H133ZM133 263H131V264H133ZM90 264V263H89ZM117 264H119L118 263V261H117Z\"/></svg>","mask_w":264,"mask_h":264}]
</instances>
